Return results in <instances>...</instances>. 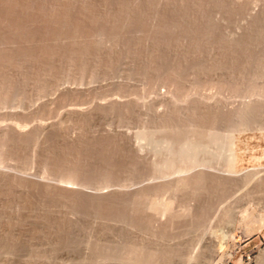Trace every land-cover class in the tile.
<instances>
[{"label":"rangeland","instance_id":"1","mask_svg":"<svg viewBox=\"0 0 264 264\" xmlns=\"http://www.w3.org/2000/svg\"><path fill=\"white\" fill-rule=\"evenodd\" d=\"M7 1V2H6ZM79 1V2H78ZM200 1V2H198ZM0 0V46L2 48H0L1 52H4L5 50L7 51V53H10L12 50L15 49V51L17 50V52L15 54H19L18 51L20 52H25L26 56L22 53L21 54V59H23L22 56H25L26 59L27 57L31 54L34 55V52L36 51L38 53V56H41L39 59L36 58V56H32L29 57L31 59H24L21 60L20 63V57L19 55H16L18 57H16V65L15 62L13 64L9 63L7 59H3L5 61H0L4 64V65H0V70H2V67H5L4 70H7L8 64L10 65V68L12 67V70H15V66L16 67H20L21 69H18V72H20L19 70H21V72L16 75L15 72H13L12 74H10L11 72H9L10 76L8 75V73L6 74V72L4 71V77L6 80H3L2 75H0V79H2L5 83V81L9 84L11 82V85L9 84L10 88H6L5 84H3V81L1 82L0 80V123H2V125L0 124V130L3 132L2 136L5 132V134H10V130H11V126L14 124L16 125L17 128H19L21 130L22 133H29L27 135L28 138L31 139V137H33V135H35V137H33L32 142L31 140L27 139L26 140V144H22L19 139L21 137V133L17 136L16 134L15 137L13 136V133H15L13 131V133H11L10 135H5L4 138H6V136L8 137V140L10 143V145H7V142L4 138L0 137V159L1 156L3 155V158H5V164L10 168L9 170H1L0 169V173L3 176L5 173V176L7 174L11 175L12 179H20L23 180V182H31L30 184L28 183V187L27 191H31L33 186H37L36 189H40V186L43 187L44 184H46V186H49L50 190H55L57 188L56 192H60L58 191L59 189H67V190H73V191H84V192H90L91 194L93 193H97V191H99L98 193H102L104 195L107 194H111V193H119V192H123V193H131V191H136L138 190H143L144 188H146L147 186H158V184H164L162 182H167L171 183L170 184V191L167 189L165 192H157L156 196L155 194L152 195L154 197H151V195L148 197L147 199V209L142 208L141 210V214H136V215H143L145 216L146 220H144L141 216L140 218H142L144 221H146V224L144 223V221H142V219L140 220L139 217L135 216V214L133 217L130 218V220L132 221V224L137 225L139 223V220L142 221V225L144 223L143 226H147V220H149V226L148 228H144V227H140L141 230H148L149 228L152 229V231L155 232V234H157L159 231V233H162V235L165 234V236H170L171 238H175L176 236H179L181 233H183L182 235H189V233L191 232H197L200 236V238H203V242L200 241V245L197 244L195 242V245H193V248H191V252L193 253V257H195L192 260L196 261V264H257L258 259L260 258L261 254H264V192H263V188H264V111L262 109H264V74L260 75V71L261 69L259 67H262L261 64L264 66V0ZM217 3H216V2ZM247 1V2H246ZM259 1V2H258ZM6 2V3H5ZM67 2V3H66ZM83 2V3H82ZM164 2V3H163ZM170 2V3H169ZM185 2V3H184ZM206 2V3H204ZM214 4H213V3ZM223 2V3H222ZM17 3V4H16ZM22 3V4H21ZM135 3V5H134ZM152 3V4H151ZM197 3V4H196ZM219 3V4H218ZM244 3V4H243ZM3 4V5H2ZM12 4V5H11ZM42 4V5H41ZM71 4V5H69ZM120 4V5H119ZM178 4V5H177ZM184 4V5H183ZM195 4V5H194ZM11 5V6H10ZM44 5V6H43ZM106 5V6H105ZM130 5L133 7H130ZM139 5V6H137ZM151 5V7H150ZM154 5V6H153ZM156 5V7H155ZM160 5V6H158ZM190 5V7H189ZM214 5V6H213ZM219 5H221L219 7ZM225 5V6H224ZM233 5V6H232ZM13 6V7H12ZM68 7L66 9V7ZM84 6V7H83ZM174 6V8H172ZM183 6V7H182ZM217 6V7H216ZM237 6V7H236ZM248 6V7H247ZM12 7V9H11ZM46 7V8H45ZM64 7V8H63ZM129 7V8H128ZM158 7V8H157ZM171 7V8H170ZM202 7V8H201ZM233 7V8H232ZM235 7V8H234ZM244 9H243V8ZM10 8V9H9ZM139 8V9H138ZM142 10H141V9ZM155 8H157L155 10ZM162 10H161V9ZM170 8V9H169ZM180 8V9H179ZM201 8V9H200ZM242 8V9H241ZM260 8V9H259ZM7 9V10H6ZM16 9V10H15ZM47 9V10H46ZM132 11H131V10ZM176 9V10H175ZM185 9H187V12L190 13H186ZM208 9V11H207ZM216 9V10H215ZM218 9V10H217ZM221 9V10H219ZM224 9V10H223ZM236 9V10H235ZM239 9V10H237ZM247 9V10H246ZM9 10V11H8ZM13 10V11H12ZM71 10V11H69ZM124 10V11H123ZM130 10V11H129ZM152 10V11H151ZM157 10H161V11H157ZM167 12H166V11ZM178 10V11H177ZM182 14H181V11ZM203 10V11H202ZM230 10V11H229ZM233 10H235L233 12ZM246 10V11H245ZM7 11V12H6ZM15 11V12H14ZM60 11V12H59ZM109 11V12H108ZM123 11V12H122ZM166 13H165V12ZM193 11V12H191ZM200 11V13H199ZM239 11V12H238ZM39 12V13H38ZM66 12V13H65ZM86 12V13H85ZM98 12V13H97ZM135 12V14H134ZM137 12V13H136ZM148 14H147V13ZM161 12H163L161 14ZM174 12V13H173ZM185 12V13H184ZM207 12V14H206ZM209 12V13H208ZM221 12V13H220ZM228 12V13H227ZM246 12V13H243ZM253 12V13H252ZM12 13V14H11ZM14 13V14H13ZM62 13V14H61ZM69 13V14H68ZM115 13V14H114ZM140 13V14H139ZM143 13V14H142ZM157 15H156V14ZM168 13V14H167ZM203 13V14H202ZM213 13V14H212ZM216 13V14H215ZM231 15H227V14ZM241 15H239V14ZM91 14V15H90ZM120 14V15H119ZM130 14V15H129ZM138 14V15H137ZM150 14V15H149ZM206 14V15H205ZM219 14V15H218ZM263 14V15H262ZM15 15V16H14ZM21 15V16H20ZM44 15V17H43ZM115 15V16H114ZM136 15V16H134ZM144 15V16H143ZM187 17H186V16ZM191 15V16H190ZM193 15V16H192ZM207 15L209 17H207ZM218 15V16H217ZM233 15V16H232ZM236 15V16H235ZM245 15V16H244ZM249 15V16H248ZM48 16V17H47ZM72 16V17H71ZM92 16V17H91ZM105 16V17H104ZM148 16V17H147ZM158 16V17H157ZM171 16V17H170ZM177 16V17H176ZM190 16V17H189ZM202 16V19H201ZM238 16V18H237ZM244 16V17H243ZM63 19H62V18ZM94 17V18H93ZM114 17V18H113ZM117 17V18H116ZM132 17V19H131ZM135 17V18H134ZM169 19H167V18ZM182 17V19H181ZM189 17V18H188ZM194 17V18H193ZM196 17V18H195ZM204 17V18H203ZM207 17V18H206ZM213 17V18H212ZM226 17V18H225ZM240 17V18H239ZM255 17V19H254ZM18 18V19H17ZM62 20H61V19ZM67 18V19H66ZM70 18V19H68ZM134 18V20H133ZM142 20H141V19ZM150 18V19H149ZM156 18V19H155ZM162 18V19H161ZM187 18V19H186ZM191 18V19H190ZM211 18V20L209 22H211L210 27H207L209 25L208 20ZM217 18V19H216ZM235 18V19H234ZM64 19H66L64 21ZM118 19V20H117ZM120 19V20H119ZM128 19V20H127ZM137 19V20H136ZM153 19V20H152ZM168 20L165 21V20ZM172 19V20H171ZM174 19V20H173ZM186 19V20H185ZM232 19V20H230ZM242 19V20H241ZM50 20V21H49ZM61 20V22H60ZM96 20V21H95ZM101 20V21H100ZM105 20V21H104ZM141 22H140V21ZM145 20V21H144ZM157 20V21H156ZM165 22H162V21ZM198 23H197V21ZM207 23H205L207 26H205L204 24L202 25V22L204 23V21ZM217 20V21H216ZM227 20V21H226ZM236 20H239L236 22ZM258 20V21H257ZM43 23H42V22ZM58 21V22H57ZM70 21V22H68ZM109 21V23H108ZM122 21V22H121ZM127 21V22H126ZM129 21V22H128ZM175 21L176 23L174 24ZM181 21V23L179 22ZM193 21V22H192ZM201 22V25H197ZM225 21V22H224ZM230 21V22H228ZM255 23H253V22ZM257 21V22H256ZM31 22V23H30ZM36 22V23H35ZM40 22V23H39ZM51 22V23H50ZM68 23L67 25H65L66 23ZM140 24H137L139 23ZM162 22V23H161ZM190 23V25L188 23ZM218 22V23H217ZM224 22V23H223ZM235 22V23H234ZM242 22V23H241ZM252 24H251V23ZM27 23V24H26ZM65 23V24H64ZM71 23V24H70ZM103 23V24H102ZM124 23V24H122ZM145 23V25H144ZM149 25H146L148 24ZM157 23V24H156ZM163 23H165L163 25ZM169 23V24H166ZM187 23V24H185ZM197 23V24H196ZM212 23L214 26H212ZM230 23V24H229ZM233 23V24H232ZM262 23V24H261ZM70 24V25H69ZM111 24V25H108ZM122 24V25H121ZM161 24L163 26H161ZM177 24V25H176ZM180 24V25H179ZM183 24V25H182ZM185 24V26H184ZM219 24V25H218ZM221 24V25H220ZM261 24V25H260ZM10 25V26H9ZM24 25V26H23ZM28 25V26H27ZM49 25V26H47ZM53 25V26H52ZM133 25V26H132ZM144 25V26H143ZM173 25V26H172ZM193 25V26H192ZM218 25V26H217ZM240 25V26H239ZM257 25V26H255ZM44 26V27H42ZM62 26V29H61ZM65 26V27H64ZM66 26H71V27H66ZM108 26V27H107ZM129 26V27H128ZM136 26V27H135ZM153 28H152V27ZM155 26V27H154ZM158 26V27H157ZM168 28H167V27ZM181 26V27H180ZM182 26H184V28L182 29ZM203 26V27H202ZM206 28H205V27ZM261 26V27H260ZM19 27V28H18ZM21 27V28H20ZM23 27V28H22ZM56 27V29H55ZM131 27V28H130ZM164 27V28H163ZM166 27V28H165ZM172 27V28H171ZM198 27V29H196ZM200 27V28H199ZM202 27V28H201ZM249 27V28H248ZM8 28V29H7ZM31 28L29 31L28 29ZM39 28V29H38ZM44 28V29H43ZM51 28V29H50ZM64 28V30H63ZM74 28V29H73ZM159 28V29H158ZM161 28V30H160ZM203 28L206 29V32ZM208 28V29H207ZM211 28H214L212 31L210 30ZM17 29V30H16ZM33 29H34V33L37 32V34L33 33ZM36 29V30H35ZM49 29V30H48ZM85 29V30H84ZM103 29V30H102ZM116 31H115V30ZM119 29V30H118ZM127 29V30H126ZM144 29V30H143ZM157 29V30H156ZM171 29V30H170ZM231 29V31H230ZM247 29V30H246ZM256 29V31H255ZM263 29V30H262ZM70 32H68V31ZM106 30V31H105ZM156 30V31H155ZM162 30H164L162 32ZM167 30V32L165 31ZM170 30V31H169ZM174 30V31H173ZM181 32H180V31ZM187 30V31H186ZM191 30V33H189ZM196 30V31H195ZM201 30V32H200ZM216 30V31H215ZM218 30V31H217ZM244 30V31H243ZM250 30V31H248ZM27 31V32H26ZM36 31V32H35ZM44 31V32H43ZM49 31V32H48ZM55 31V32H54ZM57 31V32H56ZM63 31V32H62ZM73 31V32H72ZM84 31V33H83ZM111 31V32H110ZM114 31L116 33H114ZM158 31V32H157ZM200 32V33H197ZM205 31V32H204ZM32 32V33H30ZM41 32V33H40ZM56 34L53 35V33ZM72 32V33H71ZM86 32V34H85ZM120 32V33H119ZM130 32V33H129ZM136 32V33H135ZM140 32V33H139ZM172 32V33H171ZM175 32V33H174ZM177 32V33H176ZM193 32V33H192ZM210 34H207L209 33ZM211 32H213L214 34H212ZM218 34H217V33ZM240 32V33H239ZM256 32V34H255ZM45 33V35L43 34ZM59 33V34H58ZM67 33V34H65ZM89 33V34H87ZM103 33V34H102ZM166 33V34H165ZM182 35H181V34ZM224 33V34H223ZM239 33V34H238ZM252 33V34H251ZM259 33V34H258ZM29 34L31 36H29ZM40 34L41 37L39 36L40 39H44L40 40L39 38L35 37V35ZM71 34V35H69ZM102 34V35H101ZM159 34V35H158ZM165 34V36H163ZM169 34L170 38H169ZM191 34V35H189ZM195 34V35H194ZM204 34V35H202ZM223 34V35H222ZM238 34L239 36L235 35ZM242 34V35H241ZM244 34V35H243ZM248 34V35H245ZM44 35V36H43ZM113 35V36H111ZM118 35V36H117ZM151 35V37L149 36ZM161 35V36H160ZM173 35V36H172ZM176 35V36H175ZM193 35V37H192ZM207 35V36H206ZM228 35V36H227ZM254 35V36H253ZM261 35V36H260ZM2 36V37H1ZM11 36V37H10ZM34 36V40L31 39ZM43 36V38H42ZM49 36V37H48ZM57 38V40H59V45L57 44H53L55 47L52 46V42L56 43L57 40L55 37ZM93 36V37H92ZM110 38H109V37ZM137 36V37H136ZM143 36V37H142ZM147 36V37H146ZM178 36V37H177ZM198 36V38H197ZM227 36V37H226ZM232 36V37H230ZM253 36V38H252ZM14 37V38H13ZM88 37V38H87ZM90 37V38H89ZM130 37V38H129ZM153 37V39H152ZM175 37H177L176 39H174ZM196 37V38H195ZM201 37V38H200ZM204 37V38H202ZM213 37V38H212ZM216 37V38H214ZM220 37V39H219ZM238 37V38H237ZM241 37V38H240ZM245 37V39H244ZM13 38V39H12ZM50 38V39H49ZM53 38V40H52ZM87 40H86V39ZM93 38V39H92ZM112 38V39H111ZM124 38V39H123ZM129 38V39H128ZM169 38V40H168ZM181 38V40H180ZM187 38V39H186ZM200 38V39H199ZM225 38V39H224ZM229 38V39H228ZM231 38V39H230ZM243 38V39H242ZM5 39V40H2ZM7 39V40H6ZM9 39V40H8ZM19 40V43L17 40ZM128 39V40H127ZM171 39V40H170ZM201 39L203 41H201ZM210 39V40H209ZM214 39V40H213ZM217 39V40H216ZM251 39V40H249ZM262 39V40H261ZM12 40V42H10ZM24 40V41H23ZM51 43H50V41ZM62 43H60L61 41ZM66 40V41H64ZM100 40V41H99ZM110 40V41H109ZM115 40V41H114ZM119 40V41H118ZM155 40V41H154ZM175 44H174V42ZM179 40V41H178ZM195 40V41H194ZM218 45L217 44V42ZM229 40V41H228ZM240 40V41H239ZM244 40V41H243ZM246 40V41H245ZM254 40V41H252ZM6 41V43H5ZM22 43H21V42ZM33 41V42H31ZM39 44H38V42ZM42 44H46L44 46H42ZM46 41V42H45ZM72 41V42H71ZM80 41V42H79ZM83 41V42H82ZM135 41V42H134ZM150 41V42H148ZM158 41V42H156ZM177 41V43H176ZM181 41V42H180ZM202 43H201V42ZM207 41V42H206ZM210 41V42H209ZM213 41V42H212ZM215 41V42H214ZM226 41V42H225ZM231 41V42H230ZM237 41V43L235 42ZM243 41V42H241ZM252 41V42H251ZM15 42V43H14ZM17 42V43H16ZM28 42V43H27ZM71 42V43H70ZM77 42V43H76ZM101 42V43H100ZM105 42V43H104ZM133 42V43H132ZM141 42V43H140ZM147 42V43H146ZM163 42V43H162ZM179 42V43H178ZM207 44H206V43ZM223 42V43H222ZM241 45H240V43ZM245 42V43H244ZM247 42V43H246ZM250 42V44H249ZM8 43V44H7ZM27 43V45H25ZM30 43V44H29ZM33 43V44H32ZM38 44L39 48L41 49L42 47V51L37 50L38 46H35ZM50 43V44H49ZM75 45H74V44ZM92 43V44H91ZM128 43V44H127ZM146 43V44H145ZM156 43V44H155ZM198 43V44H197ZM216 43V44H215ZM226 43L228 45H226ZM245 45H244V44ZM254 43V44H252ZM259 45H257V44ZM12 44V46H11ZM14 44V45H13ZM23 46V48H19V46ZM41 44V45H40ZM48 44V46H47ZM64 44V45H63ZM70 45L69 47L67 46ZM88 44V45H87ZM102 44V45H100ZM107 46H106V45ZM124 44V45H123ZM138 44V45H137ZM140 44V45H139ZM155 44V45H154ZM162 44V46H161ZM169 44V45H168ZM192 44V46H191ZM215 44V45H214ZM231 44V45H230ZM236 44V45H235ZM18 45V46H17ZM32 45L33 48H30V46ZM63 45V46H61ZM74 45V46H73ZM86 45V46H85ZM126 45V46H125ZM134 45V46H133ZM151 45V46H150ZM159 45V46H158ZM183 48H182V46ZM195 45V46H194ZM200 47H199V46ZM211 47H209V46ZM224 45V47H223ZM238 45V46H237ZM255 45H257L258 47H256ZM6 46V47H5ZM7 46H9V48H7ZM13 46H17V47H13ZM21 46V47H22ZM35 46V48H34ZM50 47V49H48V47ZM60 46V47H59ZM66 46V47H65ZM77 46V47H76ZM84 48H83V47ZM119 46V47H118ZM131 46V47H129ZM172 46V47H171ZM181 46V47H180ZM197 46L199 48H197ZM212 46L214 48H212ZM253 46V47H252ZM255 46V47H254ZM4 47V48H3ZM25 47V48H24ZM26 47H28L29 49H32L33 53L28 52V50ZM44 47V48H43ZM62 47H64V50L62 49ZM71 47V48H70ZM88 47V48H85ZM125 47V48H124ZM141 47V48H140ZM153 47H155L153 49ZM168 47V48H167ZM171 47V48H170ZM180 47V48H179ZM187 47V48H186ZM216 47V48H215ZM238 47V48H237ZM244 47V48H243ZM8 50H7V49ZM14 48V49H12ZM46 48H47V54H46ZM61 50H60V49ZM116 48V49H115ZM129 48V49H126ZM138 48V49H136ZM159 48V49H158ZM165 48V49H164ZM167 48V49H166ZM175 48V49H174ZM179 48V49H178ZM191 48V49H189ZM204 48V50H203ZM207 48V49H206ZM220 48V49H218ZM222 48V49H221ZM228 50H227V49ZM236 48V50L234 49ZM261 48V49H260ZM2 49H4L2 51ZM11 49V50H9ZM19 49V50H18ZM21 49V50H20ZM23 49V50H22ZM34 49V51H33ZM56 51V54H58L57 51H61L62 53L65 51V54H61V56L59 57L60 54H58L57 56L61 59L64 58L62 60H60L57 56H54L53 60H55V58H58L59 60H55L54 61V65L56 66H51L53 63V60L51 59V56H53L54 52L52 51ZM59 49V50H57ZM142 49V50H141ZM174 49V50H173ZM198 49V50H197ZM216 49V50H215ZM232 49V50H231ZM242 49V50H241ZM245 49V50H243ZM258 49V50H257ZM44 50V51H43ZM63 50V51H62ZM71 50V51H70ZM88 50V51H87ZM137 50V52H136ZM158 50V51H157ZM185 50V51H184ZM223 50V52H222ZM227 52L229 53H226ZM231 50V51H230ZM249 50V51H248ZM5 51V53H6ZM27 51V52H26ZM70 51V53H69ZM126 51V52H125ZM174 51V52H173ZM183 53L181 54L180 53ZM184 51V52H183ZM187 51L192 52V53H188ZM200 51V52H199ZM202 51V53H201ZM205 51V52H204ZM235 51V52H233ZM238 51V52H237ZM248 51V53L246 52ZM263 51V52H261ZM42 52V53H41ZM129 52V53H128ZM151 52V53H150ZM153 52V53H152ZM197 52V53H196ZM214 52V53H213ZM217 52V53H216ZM253 52V53H251ZM12 53V52H11ZM29 53V55H28ZM35 53V54H37ZM87 53V54H86ZM121 53V54H120ZM148 53V54H147ZM159 53V54H158ZM210 55H209V54ZM223 53V54H222ZM232 53V54H231ZM235 53V54H234ZM245 54L244 56L242 54ZM14 54V52H13ZM44 54V55H43ZM52 54V55H51ZM70 54V56H69ZM75 54V55H73ZM127 54H129L127 56ZM131 54V55H130ZM156 56H155V55ZM164 56H163V55ZM168 54V55H167ZM176 56H175V55ZM189 54V55H186ZM195 54V56H194ZM197 54V55H196ZM202 54V55H201ZM214 54V55H212ZM252 54V55H251ZM28 55V56H27ZM64 57H63V56ZM66 55V56H65ZM72 55V56H71ZM77 55V56H76ZM96 55V56H95ZM103 55V56H102ZM114 55V56H113ZM116 55V56H115ZM154 55V56H152ZM163 57H162V56ZM167 55V56H166ZM184 55V56H183ZM192 55V56H191ZM218 55V56H217ZM224 55V56H223ZM226 55V56H225ZM255 55V56H254ZM45 56L50 57V59L45 58ZM69 56V57H68ZM110 56V57H109ZM118 56V57H117ZM131 56V57H130ZM151 56V58H150ZM158 56V57H157ZM162 61H161V58ZM189 56V58H188ZM200 56V57H199ZM208 56V57H207ZM212 56V57H211ZM217 56V57H216ZM222 56V57H220ZM243 56V57H242ZM66 57V58H65ZM72 60H69L71 59ZM74 57V58H73ZM129 57V58H128ZM166 57V58H165ZM170 57V58H169ZM187 57V58H185ZM193 59H192V58ZM196 57V58H195ZM203 57V58H202ZM205 57V58H204ZM224 57V58H223ZM228 60H226L227 58ZM250 57V58H249ZM261 57V59H259ZM37 59V61L34 60ZM112 58V59H111ZM160 58V59H159ZM175 58V60H174ZM211 58L213 60H211ZM226 58V59H225ZM78 59V60H77ZM146 61H145V60ZM188 59V61H187ZM196 59V60H195ZM206 59V60H205ZM223 59V60H222ZM236 59V60H235ZM239 59V61H238ZM247 61H246V60ZM254 59V60H253ZM259 59V60H256ZM40 60V61H39ZM69 62H68V61ZM75 60V61H74ZM81 60V61H80ZM102 60V61H101ZM119 60V61H118ZM134 60V62H133ZM151 60V61H150ZM170 60V61H169ZM182 60V61H180ZM199 60V61H198ZM206 62H205V61ZM212 63H211V61ZM218 60V62H217ZM252 60V61H251ZM114 61V62H113ZM128 61V62H125ZM149 61V62H148ZM154 61V62H153ZM173 61H177L176 63ZM184 61V62H183ZM187 61V62H186ZM194 61V64L192 63ZM201 61H202V65H201ZM204 61V62H203ZM210 61V62H209ZM222 61V62H221ZM237 61V62H236ZM244 61V62H243ZM35 62V64H34ZM43 64H42V63ZM45 62V63H44ZM70 62H74L73 64H71ZM76 62V64H75ZM90 62V63H89ZM98 62V63H97ZM116 62V63H115ZM131 62V63H130ZM139 62V63H138ZM186 62V63H185ZM217 62V63H215ZM232 62V64H231ZM243 62V63H242ZM250 62V63H249ZM262 62V63H261ZM7 63V65H6ZM25 63V67L22 68L21 65ZM58 64V66L56 64ZM66 63H70L71 65H74V69H75V65L80 66V67H76V71L79 72L78 74H80V78L78 77V79H76V81L74 79H72L70 76H68L69 78L65 77V80H69L72 82H76L73 83L74 85L72 86H67L69 85L70 81H66L63 79V74H66V71H63V69H67L68 64ZM125 63V64H124ZM133 63V64H132ZM165 63V64H163ZM174 65H173V64ZM188 63V64H187ZM200 63V64H199ZM206 63V64H203ZM228 63V64H227ZM255 63V64H254ZM28 64V65H27ZM38 64V65H37ZM41 64V65H40ZM47 64V68L43 67L41 68L42 65L46 66ZM48 64L50 67H48ZM156 64V65H155ZM162 64V65H161ZM172 64V67H171ZM180 64V65H179ZM188 66H186V65ZM214 66H213V65ZM219 64V66H218ZM240 64V65H238ZM6 65V66H5ZM60 65V66H59ZM62 65V66H61ZM66 65V66H65ZM113 65V66H112ZM118 65V66H117ZM185 65V66H184ZM193 65H194V69H193ZM200 66L197 68V66ZM14 66V67H13ZM32 66V67H31ZM37 68H36V67ZM39 66V67H38ZM64 66V67H63ZM106 66V69H105ZM157 66V67H156ZM166 66V67H165ZM192 66V67H191ZM196 66V67H195ZM203 66V67H202ZM223 66V67H222ZM229 66V67H228ZM56 69H55V68ZM113 67V68H112ZM125 67V68H123ZM168 67V68H167ZM177 67V68H176ZM179 67V68H178ZM183 67V68H182ZM190 70H188V68ZM216 67V68H213ZM222 67V69H221ZM250 67V68H249ZM15 68V69H14ZM25 68V71H23ZM32 68H34L32 70ZM51 68L53 69L51 72L49 70H51ZM118 68V69H117ZM137 68V69H136ZM149 68V69H148ZM157 68V69H156ZM167 68V69H166ZM171 70H170V69ZM185 68V69H184ZM220 70H219V69ZM224 68V69H223ZM229 70H228V69ZM231 68V69H230ZM254 68V69H253ZM23 69V70H22ZM28 69V71H27ZM41 69V72H40ZM48 69V70H47ZM55 71L57 72H54ZM59 69V71H58ZM95 69V70H94ZM97 69V70H96ZM99 69V70H98ZM110 69V73L107 72ZM117 70L115 72V70ZM122 69V70H121ZM124 69V70H123ZM156 69V70H154ZM169 69V70H168ZM173 69H176V73L177 71L179 72L178 69H182L179 74H175L172 73L174 72ZM204 69V70H203ZM209 69V71L207 70ZM214 69V70H213ZM246 69V70H245ZM256 69V73L258 76H256V73L254 72V70ZM106 72H105V71ZM133 70V71H132ZM141 70V71H140ZM148 70V72H147ZM150 70L151 73H150ZM154 70V71H153ZM168 70V72L172 71L171 73V78L167 79L169 76L168 73L166 71ZM186 70V71H185ZM197 70H199L197 72ZM218 70L220 72H218ZM222 70V71H221ZM226 70V71H225ZM232 70V71H231ZM249 70L252 71L249 72ZM259 70V73H258ZM264 70V67L263 69ZM9 71V70H7ZM16 71V70H15ZM33 71V72H32ZM49 71V72H48ZM63 71V72H61ZM69 71V70H68ZM67 71V72H68ZM75 71V72H76ZM103 71V72H102ZM124 72L126 71L127 74L126 76H123L125 78L122 79V73L119 74V72ZM185 71V72H184ZM190 71V73H189ZM195 71V73H194ZM212 71V72H211ZM224 71V72H223ZM244 71V72H242ZM251 76L250 78L249 75ZM3 72V70H2ZM0 71V73H2ZM17 72V71H16ZM17 72V73H18ZM27 72V73H26ZM40 72V74H39ZM48 72V73H47ZM60 72V73H59ZM76 72V73H77ZM92 74H91V73ZM102 72V73H101ZM153 72V73H152ZM158 72V73H157ZM166 72V73H165ZM201 72V73H200ZM209 72V73H208ZM211 72V74H210ZM216 72V73H215ZM226 72H228L226 74ZM235 72V73H233ZM241 72V73H240ZM246 72V74L244 75V73ZM264 73V71H261ZM25 73V74H24ZM33 75H31V74ZM38 73L39 75L37 76ZM52 73V75H51ZM55 73L57 75L62 74L60 76L55 77ZM59 73V74H58ZM97 73V74H96ZM105 73H109V74H105ZM117 73V76H116ZM146 73H150V75H147ZM156 73V74H155ZM185 73V75H184ZM204 73V74H203ZM208 73V74H207ZM214 73L216 75H214ZM254 73V74H253ZM23 74L25 77H23ZM50 74V75H48ZM54 74V75H53ZM94 74V75H93ZM130 74V76H129ZM140 74V75H139ZM146 74V75H145ZM181 74V76H180ZM191 74V75H190ZM202 74V75H201ZM233 74V75H232ZM235 74V75H234ZM239 74V75H238ZM241 74V75H240ZM252 74L254 76H252ZM8 76L7 79L5 76ZM15 75V76H14ZM42 75V76H41ZM77 75V74H76ZM103 77H102V76ZM104 75L106 77H104ZM109 75V76H108ZM136 75V76H135ZM138 75V76H137ZM165 75V76H164ZM177 75V76H176ZM187 75V76H186ZM204 75V76H203ZM221 75V76H220ZM244 75V76H243ZM17 76V77H16ZM40 76L42 77V79L40 80ZM51 76V77H50ZM53 76V77H52ZM61 78V82H59L60 77ZM86 76V77H85ZM99 76V77H98ZM114 76V78H113ZM120 76V77H119ZM129 76V78L127 77ZM150 76V77H149ZM162 76V77H161ZM192 76V77H191ZM194 76V77H193ZM233 76V77H231ZM16 77V78H15ZM22 77V80L19 79ZM29 77V78H28ZM39 77V78H38ZM49 77V79H48ZM59 77V79H58ZM112 77V78H111ZM126 77L128 78L127 81ZM137 79V77L139 79H137L139 82L136 83H132L131 81H133L134 78ZM149 77V78H148ZM158 77V78H157ZM176 77V78H175ZM184 82H183V78ZM186 77H188V79H186ZM197 77V78H196ZM224 77V78H223ZM226 77V79H225ZM228 77V78H227ZM240 77V78H239ZM253 77V78H252ZM83 80H82V79ZM98 78V79H97ZM109 78V79H107ZM116 78V79H115ZM148 78V79H147ZM162 78V79H161ZM169 81L170 79L173 78L174 83L175 81L179 82L177 84L172 83V80H170V83L168 84V82L165 81ZM199 78V79H198ZM215 78V79H214ZM231 78V79H230ZM248 78V79H247ZM252 78V79H251ZM23 79H25L26 83L30 82L32 84V89L37 88V86L40 88V86L42 85L43 81V85H47L45 84L46 82L48 84H52V85H57V81H58V88L61 86V83L63 84V87L59 90H54L56 91L55 93L58 94L56 95L53 90L49 92L51 94H53L54 96H50L49 99H51L52 101L56 99V101H52L50 102L48 98L47 101L46 99L44 100L43 98H35L36 96H34L33 99V95L29 96V92H32L31 90L26 89L25 87L28 86H23L26 83L23 82ZM33 79V80H32ZM38 79V80H37ZM50 79H52L50 81ZM62 79L64 80V82L62 81ZM88 79V80H87ZM91 79V80H90ZM115 79V80H114ZM119 79V80H118ZM125 79V80H124ZM134 79V80H135ZM150 79V80H149ZM177 79V80H176ZM195 79V80H194ZM201 79V81H200ZM207 79V80H206ZM224 79V80H223ZM260 79V80H259ZM14 80V81H13ZM30 80V81H28ZM54 80V81H53ZM80 80V81H79ZM113 80V81H112ZM182 80V81H181ZM206 80V81H205ZM239 80V81H237ZM46 81V82H45ZM91 81V82H90ZM102 83H101V82ZM111 81V82H110ZM116 81V83H115ZM123 81V82H122ZM130 81V82H129ZM165 81V83L163 82ZM233 81V82H231ZM241 81V82H240ZM244 81V82H243ZM247 81V82H246ZM251 81V82H250ZM259 83H258V82ZM23 82V84H22ZM50 82V83H49ZM90 82V83H89ZM114 82V83H113ZM118 82V83H117ZM127 82V83H125ZM181 82V83H180ZM187 82V83H186ZM190 82V83H188ZM193 82H195L196 84H194ZM229 82V83H228ZM262 82V83H260ZM40 83V84H39ZM65 83L67 84L66 86ZM129 83V84H128ZM132 83V84H130ZM159 83V84H158ZM164 83V84H163ZM173 85H172V84ZM192 83V84H191ZM210 83V84H209ZM216 83V84H215ZM252 85L250 86L249 85ZM60 84V85H59ZM84 84V85H83ZM87 84V85H86ZM91 84V85H90ZM107 84V85H106ZM121 84V86H120ZM135 84V85H134ZM141 84V85H140ZM171 84V86H170ZM257 84V85H256ZM5 85V86H4ZM14 85V86H13ZM18 85V86H16ZM20 85V86H19ZM40 85V86H39ZM42 85V86H43ZM90 85V86H88ZM99 85H103V86H99ZM175 85V86H174ZM177 85V86H176ZM182 87H181V86ZM255 85V86H254ZM259 85V86H258ZM262 85V86H261ZM41 86V87H42ZM87 86V87H86ZM99 86V87H98ZM138 86V87H137ZM186 86V87H185ZM205 86V87H204ZM223 86V87H222ZM13 87V88H12ZM21 87V88H20ZM23 87V88H22ZM34 87V88H33ZM80 90L78 91L77 89ZM85 87V88H84ZM95 87V89H94ZM101 87V88H100ZM109 87V88H107ZM127 87V88H126ZM173 87V88H171ZM179 87V88H178ZM185 87V88H184ZM238 87V88H237ZM251 87V89H250ZM70 88V89H69ZM72 88V89H71ZM76 90L74 91L73 90ZM77 88V89H76ZM81 88L83 90H81ZM156 88V89H155ZM178 88V89H177ZM182 88V89H181ZM191 88V89H190ZM249 88V89H248ZM258 88L260 89V91L258 90ZM4 89V92H3ZM8 92H7V90ZM15 89V90H14ZM19 91H17V90ZM23 91H22V90ZM26 89V90H25ZM69 89V90H68ZM88 91H87V90ZM133 89V90H132ZM159 89V90H158ZM173 89V90H172ZM183 91V94L178 95V93L176 91ZM230 89V91H229ZM239 91H238V90ZM9 90L11 91V93H9ZM38 90V88L36 89ZM34 90V91H36ZM85 90V91H84ZM155 90V91H154ZM191 90V91H189ZM237 90V92L235 91ZM12 91L13 94H12ZM22 91V92H21ZM26 91V92H25ZM40 91H43L42 88H40ZM59 91V92H58ZM63 91V92H62ZM66 91L69 92L66 94ZM81 91V94H80ZM84 91V93H83ZM96 91V92H95ZM235 91V92H234ZM257 91V92H256ZM3 92V94H1ZM9 94H7V93ZM19 94H18V93ZM71 92V93H70ZM78 92V94H77ZM125 92V93H124ZM130 92V93H129ZM155 92V93H154ZM160 92V93H158ZM262 92V93H261ZM16 93V94H15ZM23 93V94H22ZM61 95H60V94ZM65 93V94H64ZM76 93V94H75ZM106 95H104V94ZM171 93V94H170ZM176 93V94H175ZM182 93V92H181ZM189 93V94H188ZM256 93V94H255ZM12 94V95H11ZM14 94L16 96H14ZM18 94V95H17ZM31 94V93H30ZM37 94V93H36ZM35 94V95H36ZM73 94V95H71ZM88 94V95H86ZM160 94V96H159ZM180 94V93H179ZM197 94V95H196ZM254 94V95H253ZM8 95H10V97L16 99V97L20 98V102L19 98H17L16 101L17 105H15V101L11 102L12 99L9 98L8 99ZM23 95L25 96V98L23 97ZM63 95V96H62ZM69 95V97H68ZM71 95V96H70ZM95 95V96H94ZM158 95V96H157ZM262 95V96H261ZM6 99H5V97ZM8 96V97H7ZM14 96V97H13ZM58 96V97H57ZM62 96V97H61ZM82 96V97H81ZM130 96V97H129ZM147 96V97H145ZM177 96V97H176ZM199 96V97H198ZM260 96V97H257ZM21 97L23 99H25L26 102H22L21 101L23 99H21ZM27 97V99H26ZM33 100H30V98ZM38 97V96H37ZM65 97V98H64ZM75 97V98H74ZM95 97V98H94ZM101 99H100V98ZM106 97V98H105ZM163 97V98H162ZM189 97V99H188ZM64 98V99H63ZM72 98V99H71ZM74 98V99H73ZM83 98V99H82ZM92 98V99H91ZM105 98V99H104ZM126 98V99H125ZM132 98V99H131ZM134 98V99H133ZM150 98V99H149ZM160 98V99H159ZM180 98V99H179ZM182 98V100H181ZM193 98V99H192ZM260 100H259V99ZM8 99V100H7ZM30 102H29V100ZM38 99V102H35ZM43 101H42V100ZM59 99V101L57 100ZM66 99V100H65ZM68 99V100H67ZM71 99V100H70ZM96 99V100H95ZM121 99V100H119ZM130 99V100H129ZM158 99V100H157ZM175 99V100H174ZM178 99V100H177ZM10 100V101H9ZM91 100V102H90ZM132 100V101H131ZM160 100V101H159ZM181 100V101H180ZM195 100V101H194ZM197 100V101H196ZM256 102H255V101ZM2 101V102H1ZM8 101V102H7ZM59 103H58V102ZM62 101V102H61ZM66 101V102H65ZM70 101V103H68ZM72 101V102H71ZM104 101V102H103ZM111 103H110V102ZM116 101V102H115ZM134 101V102H133ZM143 101V102H142ZM146 101V102H144ZM154 101V104L152 102ZM163 101V103H161ZM168 101V102H167ZM171 101V102H170ZM178 101V102H177ZM193 101V102H192ZM201 101V102H200ZM254 101V102H253ZM10 102V103H9ZM32 102V103H31ZM44 102V103H43ZM56 104H55V103ZM65 102V103H64ZM101 102V103H100ZM106 102V103H105ZM113 102V103H112ZM119 102V103H118ZM128 102V103H127ZM139 102V104H138ZM161 104H160V103ZM192 102V103H189ZM251 102V103H250ZM257 105L253 107H257L259 108L257 110V112H255V115L257 113V117H259L261 120L255 121L254 125L249 124L250 122V118L248 117V122L246 123V121L244 122V118L240 120H238V118L240 119V111L243 112L244 108L247 106L246 105H250L251 104ZM3 105H2V104ZM9 103V104H8ZM14 104V107H9L10 105L12 106ZM20 103V104H18ZM25 103V104H24ZM26 103H27V109L26 108ZM41 103V104H39ZM70 104L72 106H74L75 108H79L76 110L78 111V113H75V115L71 116V117H67V118H63V116L61 117V120L57 117V118H53V120L55 119V122L52 120L51 122H49L50 115H59V113L62 115V110H61V104L65 105V104ZM75 105H73V104ZM78 103V104H77ZM85 103V104H84ZM92 103V104H91ZM94 103V104H93ZM100 105V107L97 105ZM100 103V104H99ZM124 103V104H123ZM187 103V104H185ZM194 103V104H193ZM196 103L198 106H196ZM200 103H203L201 105H199ZM208 103V104H207ZM250 103V104H249ZM6 104V105H5ZM54 104V105H53ZM84 104V105H83ZM104 104V105H103ZM121 104V105H120ZM145 104V105H144ZM149 104V105H148ZM153 104V105H151ZM163 104V105H162ZM192 104V105H191ZM205 104V106H204ZM233 104V105H232ZM19 105V106H18ZM33 105V106H30ZM35 105H39L38 107ZM41 105V107H40ZM43 105V106H42ZM54 107L53 112L51 109H49L50 107ZM53 105V106H52ZM60 105V106H58ZM79 107H78V106ZM109 107H107V106ZM176 105V106H174ZM194 105V106H193ZM208 105V106H207ZM219 105V106H218ZM56 106V107H55ZM106 106V107H105ZM123 106V107H122ZM141 106V107H140ZM203 106V107H202ZM216 106V107H215ZM249 106V107H250ZM22 107H25L24 109H22ZM35 107V108H34ZM59 107V108H58ZM81 107V108H80ZM104 107V108H103ZM119 107V108H118ZM138 107V108H137ZM146 107V108H145ZM175 107V108H174ZM198 107V108H197ZM248 107V108H249ZM11 108V109H10ZM16 110H14V109ZM18 108V109H17ZM30 108V109H29ZM36 108H40L39 111ZM42 108V109H41ZM45 108V109H43ZM48 108V109H47ZM107 108V109H106ZM148 108V109H147ZM174 108V109H173ZM176 108L178 109L176 112ZM216 108V109H215ZM223 108V109H221ZM245 108V109H246ZM247 108V109H248ZM20 109H22L20 111ZM34 109V110H33ZM36 109V110H35ZM59 109V112H56ZM86 109V110H85ZM114 109V111H113ZM150 109V110H149ZM156 109V110H155ZM171 109V110H170ZM173 109V110H172ZM192 111H191V110ZM214 109V112H213ZM27 110H30L29 112ZM45 110V111H44ZM56 110V111H55ZM139 110V111H136ZM145 110H147V113ZM149 110V111H148ZM158 110V112H157ZM185 110V111H183ZM203 110V111H201ZM205 110V111H204ZM221 110V111H220ZM223 110V112H222ZM238 110V111H236ZM2 111V112H1ZM8 111V112H6ZM12 111V112H11ZM25 111V112H24ZM27 111V112H26ZM33 111V112H32ZM51 111V113H50ZM56 114H55V112ZM76 111V112H77ZM81 111V112H80ZM90 111V112H89ZM99 111V112H98ZM136 111V112H135ZM180 111V113H179ZM185 113H183V112ZM199 111V113H198ZM210 111V112H209ZM220 111V112H218ZM236 111V112H235ZM4 112V113H3ZM8 114H6V113ZM14 112V113H13ZM17 112V113H15ZM20 112V113H19ZM46 114H44V113ZM89 112V113H88ZM92 112V113H91ZM94 112V113H93ZM103 112V113H102ZM162 112V113H161ZM192 112L194 114H192ZM196 112V113H195ZM203 112V113H202ZM233 112H235V116L233 115ZM4 115H3V114ZM25 113V114H24ZM54 113V114H53ZM58 113V114H57ZM82 113V115H81ZM127 113V114H126ZM138 113H140L139 116H142L139 118ZM156 116H155V114ZM164 113V114H163ZM169 113V114H168ZM173 113V114H172ZM191 113V115H190ZM202 113V114H201ZM210 113V115H209ZM238 113V114H237ZM6 114V116H5ZM77 114V115H76ZM93 114V115H92ZM104 114V115H102ZM134 114V115H133ZM175 114V116H174ZM182 114V115H181ZM189 114V115H188ZM208 114V115H206ZM211 114H214L211 116ZM223 117V121H222V117ZM253 114V113H252ZM9 115V116H8ZM88 115V116H87ZM91 115V116H90ZM113 115V116H112ZM129 115V116H128ZM152 115V117H151ZM170 115V116H168ZM181 115L183 118H180ZM217 115V116H216ZM225 115V116H224ZM228 115V117H227ZM239 115V116H238ZM249 115V114H248ZM98 116V117H97ZM102 116V118H101ZM112 116V117H111ZM136 116V117H134ZM163 116V117H162ZM195 116V117H194ZM208 116V119L206 118ZM209 116L211 117H217L215 118V123H214V134L219 135L223 138V141L227 140V143L223 144V141L221 143L220 140H222V138H220L219 136V143L223 144L221 147V144L217 145L216 143H209V147L207 146L206 143H203L202 149L204 148V155L202 156L201 153V157L198 155L197 158L198 160L200 159H204L201 162H197L195 161V163H193V165L199 166L198 167H194L191 171L193 172V174H195V172L200 173H205L208 175H210L209 177L211 178L212 181H207V183L204 182V184H199L200 187L203 186V188H199L198 183H196L197 185H193L195 184L194 182H190L189 184H185L183 187L176 186L177 184H175V182H173V180H177V176L175 173H170L167 176L164 175L160 176V175H156L154 177H151L150 174L148 173V170L144 171V163H147L149 161H151L153 159L156 160L155 162L157 164H159L157 161L159 160L158 158H161V156H165L164 153H167L166 150V145H164L162 143V146L165 147L163 148L160 144H158V146H151L152 144L150 143V141L147 140V138H145L144 136L141 135V133L143 134V132L148 131L149 129H153L154 127H157L156 129H159L158 127H162L161 130L163 129V127L165 128L164 131L165 133H173L172 131H166V129H168V125L169 127H173L175 128V126L177 128H181L187 125V128H197L199 129L201 127L206 128V124L208 123V121L210 120ZM237 116V117H236ZM35 117V118H34ZM104 117V118H103ZM111 117V118H110ZM154 117V118H153ZM157 117V118H156ZM165 117V119H164ZM186 117V118H185ZM197 117V118H196ZM199 117V118H198ZM202 117V118H201ZM236 117V118H235ZM250 117L251 113H250ZM256 117L253 114V118ZM46 118H48L49 120H47ZM52 118V116H51ZM64 121H63V119ZM135 118V119H134ZM171 118V119H169ZM202 120H201V119ZM42 122H47V123H51L52 127L53 124L56 123V120L58 119V122L60 125V122L63 121V123L61 124V126H64V129L67 128L65 131L64 129L62 130V127L57 130L58 128H56L55 131H51V129H47L44 130L43 128L41 130V132H39L36 129V125L37 124L39 126V129L42 127L41 121ZM45 121H44V120ZM67 119V120H66ZM68 119H71L72 122ZM82 119V120H81ZM103 119V120H102ZM142 119V120H141ZM147 119V120H146ZM149 119V120H148ZM161 119V120H160ZM188 119V121H187ZM258 119V118H257ZM263 119V120H262ZM60 120V121H59ZM75 120V121H74ZM102 120V121H101ZM134 120V121H133ZM159 120V121H157ZM178 122H177V121ZM180 120V121H179ZM194 120V121H193ZM208 120V121H207ZM224 120H227L224 122ZM233 120V121H232ZM39 121V122H37ZM87 121V122H86ZM150 121V123H149ZM162 121V122H161ZM170 121V122H169ZM183 121V122H182ZM201 121V122H200ZM207 121V123H206ZM221 121V122H220ZM242 121V122H241ZM261 121V122H259ZM70 122V123H69ZM130 122V123H129ZM155 122V123H154ZM168 124H167V123ZM174 122V123H173ZM190 122V123H189ZM200 122V123H199ZM210 122V121H209ZM227 122V123H226ZM232 122L234 123V125L232 124ZM7 123L8 127H7ZM35 123V124H34ZM94 123V124H93ZM126 123V124H125ZM160 123V124H157ZM164 123V124H163ZM177 123V124H176ZM199 123V124H198ZM221 123V124H218ZM231 123V125H230ZM246 123V124H245ZM12 124V125H10ZM20 124V125H19ZM50 124V125H51ZM66 124H71L68 125V127H66ZM130 124V125H129ZM149 124V125H148ZM164 126H163V125ZM180 124V125H179ZM192 124V125H191ZM201 124V125H200ZM209 124V123H208ZM228 126H227V125ZM245 124V125H244ZM249 124V125H248ZM6 125V126H5ZM28 127H27V126ZM55 125V124H54ZM57 124L55 125L56 127L58 126ZM153 125V126H151ZM161 125V126H160ZM184 125V126H181ZM189 125V126H188ZM191 125V126H190ZM199 125V126H198ZM233 125V126H232ZM240 125V126H239ZM248 125V126H247ZM252 125V126H251ZM260 125V127L258 126ZM20 126V127H19ZM24 126V127H23ZM37 126V127H38ZM54 126V127H55ZM179 126V127H178ZM193 126V127H192ZM209 126V125H207ZM227 126V127H226ZM250 126V127H249ZM7 127V128H5ZM15 127V126H14ZM35 127V128H34ZM72 129H71V128ZM221 127V128H220ZM229 127V128H228ZM245 127V128H244ZM249 127L250 130H248L247 128ZM253 127V128H252ZM256 127V128H255ZM263 129H262V128ZM5 128V129H3ZM10 128V130L8 129ZM26 128V130H24ZM33 128V129H32ZM80 128V129H78ZM203 128V129H204ZM219 128V130H218ZM226 128V129H225ZM252 128V129H251ZM258 128V129H257ZM8 129V130H6ZM34 129H36L35 131H38L34 134ZM46 129V128H45ZM74 129V130H73ZM225 129V130H223ZM230 129V130H229ZM233 129V130H232ZM238 129V130H236ZM246 129V130H244ZM255 131H254V130ZM262 129V130H261ZM145 130V131H144ZM217 130V131H216ZM243 130V131H242ZM248 130V132H246ZM25 131V132H24ZM140 131V132H139ZM161 131V133H162ZM175 131V130H174ZM219 131V133H218ZM223 131V133H222ZM237 133H236V132ZM251 131V132H250ZM258 131V132H257ZM58 132V133H57ZM62 134L59 135L60 133ZM63 132L65 134H63ZM73 132V134H72ZM128 132V133H127ZM53 133V134H52ZM55 134V135H54ZM71 134V135H70ZM130 134V135H129ZM190 134V133H189ZM24 135V134H23ZM43 135V136H42ZM128 135V136H127ZM1 136V135H0ZM13 136V137H12ZM43 138H42V137ZM50 136V137H49ZM126 136V138H125ZM228 138H226V137ZM252 136V138H251ZM11 137V139H10ZM18 139V142L16 141V138ZM23 137V136H22ZM58 137V138H57ZM65 137V138H64ZM99 137V138H98ZM132 139H131V138ZM136 137V138H135ZM217 137V138H218ZM12 138H14L12 140ZM49 138V139H48ZM139 138V139H138ZM226 138V139H225ZM3 141H2V140ZM38 141H37V140ZM45 139V140H44ZM59 139V140H58ZM122 139V140H121ZM235 139V140H234ZM22 140V139H20ZM29 140V141H28ZM44 140V141H43ZM16 143H15V142ZM42 141V142H41ZM66 141V142H65ZM121 141V142H120ZM229 141V142H228ZM2 142V143H1ZM13 142V143H11ZM101 142H103L104 144H109L108 146V150L105 149L106 151H108V153L100 150L102 149L103 145L101 144ZM129 142V143H128ZM30 143V144H29ZM34 145H33V144ZM65 143V144H64ZM90 143V144H88ZM233 143V144H232ZM5 145V147H3V145ZM47 144V145H46ZM64 144V145H63ZM68 144V145H67ZM96 144V145H95ZM211 144V145H210ZM214 144V145H213ZM45 145V146H44ZM65 145L67 147H65ZM88 148H86V146ZM90 145V146H89ZM100 145V146H99ZM102 145V146H101ZM134 145V146H133ZM206 145L208 148H206ZM216 145V148H215ZM220 145V146H218ZM228 145V148H227ZM40 146V148H39ZM58 146V147H57ZM71 146V147H70ZM85 146V147H84ZM97 146V147H96ZM129 146V147H128ZM136 146V147H135ZM224 146V147H223ZM9 147V148H8ZM26 147V148H25ZM33 147V148H32ZM91 147V148H90ZM95 147V148H94ZM100 147V148H99ZM135 147V148H134ZM161 148V149H165L160 150L157 148ZM214 147V148H213ZM219 147V148H218ZM63 148V149H62ZM66 150H65V149ZM69 150H68V149ZM71 148V149H70ZM112 150H111V149ZM117 148V149H116ZM226 148V150H225ZM234 148V149H233ZM247 148V149H246ZM5 149V150H4ZM9 149V150H7ZM31 149V150H30ZM61 149V150H60ZM73 149V150H72ZM84 149V150H83ZM127 149V150H126ZM208 149V150H207ZM210 149V150H209ZM7 150V151H6ZM11 150V151H10ZM16 150V151H15ZM26 150V151H25ZM37 150V151H36ZM72 150V151H70ZM79 150V151H78ZM93 150V151H92ZM111 150V151H110ZM116 150V151H115ZM136 150V151H135ZM156 150V151H155ZM160 150L161 154L158 153ZM217 150V151H216ZM222 150V151H221ZM14 151V152H13ZM30 153H29V152ZM46 151V152H45ZM58 151V152H57ZM75 151V152H73ZM88 151V152H87ZM102 151V152H101ZM110 151V152H109ZM114 151V152H113ZM170 151V150H169ZM172 151V150H171ZM208 153H207V152ZM215 151V153H214ZM260 151V152H259ZM9 152V153H8ZM35 152V153H34ZM57 152V153H56ZM61 152H65L64 154ZM72 152L74 154H72ZM82 152V153H81ZM213 152L214 156H213ZM219 152V153H218ZM224 152V153H223ZM234 152V153H233ZM6 155H5V154ZM49 153V154H48ZM78 155H77V154ZM123 153H125L123 155ZM127 153V154H126ZM133 153V154H132ZM154 153V154H153ZM206 153H207V157H206ZM22 154V155H21ZM70 154V155H69ZM87 154V155H86ZM104 154V155H103ZM209 154V155H208ZM220 154V155H218ZM230 154H232V157ZM19 155V156H18ZM31 155V156H30ZM45 155V156H44ZM47 155V156H46ZM64 155V156H63ZM69 155V156H68ZM73 155V157H72ZM98 155V156H97ZM123 155V156H122ZM126 155L128 157H126ZM156 155V156H155ZM160 155V157H159ZM217 155V156H216ZM223 155V156H222ZM230 155V156H229ZM18 156V157H17ZM25 156V157H23ZM43 156V157H41ZM79 156V157H78ZM104 156V157H103ZM107 156V157H106ZM134 156L137 157V160L134 161L135 163L132 162V160L134 159ZM141 156V157H140ZM155 156V157H154ZM158 156V157H157ZM229 156V157H228ZM241 156V159H240ZM31 159H30V158ZM65 157V158H64ZM77 157V158H76ZM88 159H87V158ZM97 157V158H96ZM99 157V158H98ZM103 157V159H102ZM121 157V158H120ZM123 157V158H122ZM147 157V158H146ZM148 157H149V161H148ZM165 157H168V155L166 154ZM203 157V158H202ZM232 158L231 162L229 163H225L224 160H226V158ZM54 158V159H53ZM67 158V159H66ZM101 158V159H100ZM131 158V159H129ZM146 158V159H145ZM200 158V159H199ZM205 158H207L205 160ZM213 158V159H212ZM224 158V159H223ZM14 159V160H13ZM40 159V160H38ZM66 163H65V160ZM75 159V160H74ZM77 159V160H76ZM104 159L105 160L104 162ZM125 159H127L125 161ZM151 159V160H150ZM211 159V160H210ZM223 161H221V160ZM234 159V160H233ZM19 160V161H18ZM48 160V161H47ZM55 160V161H54ZM58 160V161H56ZM68 160V161H67ZM70 160V161H69ZM86 160V161H85ZM93 160V161H92ZM129 160V165L131 166H142L139 167L141 169H143L142 172L139 168L137 170V174L135 172L136 175L139 176H134L133 173L128 176L127 178H123V175H120V173L123 171V167L125 166V171H127L126 173H130L129 170H127L130 166H128L127 161ZM131 160V161H130ZM209 160V161H207ZM217 160V161H216ZM243 160V161H242ZM2 161V159L0 160ZM4 161V160H3ZM25 161V162H24ZM30 161V163H29ZM45 161V162H44ZM61 161V162H60ZM73 161V162H72ZM77 161V162H76ZM100 161V162H99ZM102 161V162H101ZM112 161V162H111ZM125 161V162H124ZM144 161V162H143ZM146 161V162H145ZM206 162L207 164V168L205 167L206 164L203 162ZM219 161V162H218ZM235 161V162H234ZM254 161V162H253ZM8 162V163H7ZM51 164H50V163ZM69 162V163H67ZM72 162V163H71ZM77 164V166H81V168H87V171L89 172V174H91V172H96V174L99 172L103 174V172H107L108 169H106L105 166H109L110 168H114V170L118 171V173H116L117 175L116 178L113 177L111 178L110 175L108 173H104V176H106V174L109 175V180H108V175L107 179H104L103 176L100 178V176L102 174H98L99 177L95 178L97 175L95 173L92 172V176L95 174V177L93 176L92 178H94V182L86 184L87 182L84 183L83 179H82V175L80 173L77 172H81V171H76L80 168H75L74 165ZM152 162V163H155ZM211 162V163H210ZM233 162V163H232ZM17 163V165H16ZM27 163V164H26ZM50 165H49V164ZM56 163V165H55ZM74 163V164H73ZM151 163V162H149ZM148 163V164H149ZM197 163V164H196ZM202 163L204 164L203 166L205 168H202ZM12 164V165H11ZM22 164V166H20ZM61 164V165H60ZM73 164V165H72ZM135 164V165H134ZM139 164V165H138ZM211 164V165H208ZM221 164V165H220ZM224 164V165H222ZM231 165L232 169H227L225 165ZM63 165V166H62ZM84 165H86L85 167H83ZM97 165V166H96ZM192 165V164H191ZM215 165V166H214ZM69 166V167H68ZM76 166V167H77ZM95 169L97 167H105L103 169H105V171L102 169H96L94 171V167ZM120 166V167H119ZM122 166V168H121ZM234 166V167H233ZM257 166V167H256ZM18 167H23V168H18ZM44 167L43 172H41L42 170H40L41 168ZM49 167V168H48ZM71 167V168H70ZM242 167V168H241ZM53 168V169H52ZM64 168V169H63ZM69 168V169H68ZM73 168V169H72ZM75 168V169H74ZM118 168H121V170H119ZM222 168H225L222 169ZM241 168V169H240ZM247 168L248 171H250V173H253V177H252V182H250L248 185L246 184H241V183H237L236 185V181H232V183L228 180L229 178H234L237 177V175L234 176V174H236L238 171H241L242 169ZM56 171H55V170ZM93 169V170H92ZM199 169V170H198ZM222 169V170H221ZM234 169V170H233ZM240 169V170H239ZM12 170V171H11ZM20 170V171H19ZM38 170V171H37ZM263 172H262V171ZM3 171V172H1ZM55 171V172H54ZM62 171V172H61ZM68 171V172H67ZM70 171V173H69ZM76 171V172H75ZM86 171V170H85ZM101 171V172H100ZM120 171V172H119ZM234 171V173H233ZM8 172V173H7ZM37 172V173H36ZM45 172V173H44ZM139 172H141L140 174H138ZM256 172V173H255ZM34 173V174H33ZM54 173V174H53ZM62 173H66V175L62 174ZM73 173V174H72ZM77 173V174H76ZM126 173H122V174H126ZM147 173V174H146ZM188 173V175H185V177L187 176H193V174ZM214 173V174H213ZM239 173V172H238ZM62 174V175H61ZM67 174H70L67 176ZM76 174V175H75ZM142 174V175H141ZM174 174V175H172ZM262 174V176H261ZM0 175V176H1ZM8 175V176H9ZM37 175V176H36ZM41 175V176H40ZM43 175V176H42ZM47 175V176H45ZM64 175V176H63ZM73 176V178L71 179V177ZM79 175V176H78ZM90 175V176H91ZM128 175V174H127ZM133 175V176H132ZM170 175V176H169ZM7 176V178H8ZM15 176V177H14ZM69 177L68 180H63L64 178ZM78 176V177H77ZM120 176V177H119ZM132 176V177H131ZM146 176V177H145ZM160 176V177H159ZM173 176V178H172ZM227 180H223L226 179ZM229 176V177H228ZM257 176V177H255ZM261 176V177H258ZM11 177L9 182L11 181ZM14 177V178H13ZM58 177V178H57ZM81 177V178H80ZM118 177V178H117ZM162 177V178H161ZM171 177V178H170ZM215 177V178H214ZM218 177L221 178L220 180V184L215 182L217 181L216 179H218ZM239 177V176H238ZM65 178V179H66ZM103 178V179H102ZM123 178L124 182L125 180H127L125 183V187L122 188V186H117L118 181ZM135 178V179H134ZM137 178V179H136ZM140 178L141 180L139 181ZM160 178V179H159ZM170 178V179H169ZM177 178V179H176ZM210 178L208 180H210ZM255 178V179H254ZM257 178V179H256ZM260 178V180H259ZM2 179V177L0 178V180ZM9 179V178H8ZM6 178L3 179V182L6 180H8ZM44 179V180H43ZM50 179V180H49ZM61 179V180H60ZM80 179V180H79ZM123 179H121L120 181H123ZM147 179V180H146ZM168 179V180H167ZM173 179V180H172ZM207 179V178H206ZM236 179V178H234ZM105 180V181H103ZM118 180V181H117ZM129 180V181H128ZM138 180V181H136ZM158 180V181H157ZM167 180V181H166ZM4 182V185L6 184L5 188L2 184H0V191H2L1 193L4 192H10V197H14L13 192L17 191L18 193L15 194L16 198L19 194V191L23 186L19 187L17 189H13V187H10L11 185H9V182ZM15 181V180H14ZM12 182L13 184L15 183V188L16 185H20L19 183L22 181H19V183L17 184L16 182ZM62 181V182H61ZM72 181V182H71ZM74 181V182H73ZM153 183H152V182ZM226 181V182H225ZM228 181L231 183H228ZM263 181V182H261ZM33 182V183H32ZM65 182V183H64ZM67 182V183H66ZM104 182V183H103ZM106 182V183H105ZM138 184H137V183ZM140 182V183H139ZM147 182V183H145ZM151 182V183H150ZM210 185H206L209 184ZM212 182H214V185L211 184ZM219 182V180L217 181ZM42 183V184H41ZM49 183V184H48ZM77 183V184H76ZM96 183V184H95ZM174 183V184H173ZM223 183V184H222ZM258 183V184H257ZM24 183H22L23 185ZM27 184V183H26ZM25 184V185H26ZM38 184H40L39 188H38ZM64 184V185H63ZM104 184V185H103ZM142 184V185H141ZM155 184V185H152ZM226 184V186H225ZM230 184V186H229ZM235 184V186H234ZM56 185V187L54 186ZM69 185V186H68ZM91 185V187H90ZM95 185V186H94ZM99 185V186H97ZM137 187H136V186ZM141 185V186H139ZM206 185V187L204 186ZM216 185H221V187H216ZM243 185V186H242ZM17 186V187H18ZM71 186V187H70ZM102 186V187H101ZM113 186V187H112ZM117 186V187H116ZM187 186V187H185ZM213 186H215L216 188H219L218 191V195L215 193V190L213 188ZM232 186V187H231ZM26 187V186H25ZM23 187V188H25ZM34 187V188H35ZM53 187V188H52ZM60 187V188H59ZM83 187V188H82ZM88 187V188H87ZM90 187V188H89ZM121 187V188H120ZM140 187V189L138 188ZM171 187L173 189H171ZM179 187V188H178ZM196 187H198V189H196ZM212 187V188H211ZM225 187V188H223ZM242 187V188H241ZM246 187V188H245ZM8 188L11 190L9 191ZM47 188V187H46ZM52 188V189H51ZM103 188V189H102ZM114 188V190L112 189ZM128 188V189H127ZM136 188V190H135ZM181 188V189H180ZM205 188V189H204ZM230 188V189H229ZM232 188V189H231ZM239 188V189H238ZM259 188V189H258ZM3 189V190H2ZM7 189V190H6ZM35 189V190H36ZM48 189V188H47ZM87 189V190H86ZM189 189V190H188ZM201 189V190H200ZM207 189V190H206ZM229 189V190H228ZM242 189V190H241ZM246 189V191H245ZM252 189V190H251ZM15 190V191H12ZM34 190V189H32ZM31 191V192H23V193H34L35 195L38 194L36 197L41 196L43 190H36V191ZM89 190V191H88ZM94 192H93V191ZM116 190V191H115ZM178 190V191H177ZM186 192H185V191ZM224 190V191H223ZM227 190V191H226ZM231 190V191H230ZM233 190V191H232ZM259 190V191H258ZM65 190H62V194H64ZM190 191V192H189ZM200 191V192H198ZM211 191V192H210ZM248 191V192H247ZM257 191V192H256ZM41 192V193H39ZM236 192V193H235ZM239 192V193H238ZM244 192V193H243ZM251 194H250V193ZM260 192V193H259ZM169 193V194H168ZM181 193V195L179 194ZM213 193V194H211ZM243 193V194H242ZM262 193V194H261ZM7 195V193H3L2 195ZM33 194V195H34ZM40 194V195H39ZM163 194V195H162ZM175 194V195H174ZM228 194V195H227ZM238 194V195H237ZM240 194V195H239ZM31 194V196H33ZM162 195V196H161ZM177 195V196H176ZM204 195V196H203ZM237 195V196H236ZM258 195V196H257ZM9 196V193H8ZM29 196V194H28ZM30 198H26L22 200L24 203L28 204V202L30 201V199H34V196ZM44 196V193H43ZM241 196V197H240ZM244 196V197H242ZM249 196V197H248ZM41 197L39 199H41ZM45 197V196H44ZM47 197V196H46ZM179 197H181L179 199ZM223 197V198H222ZM227 197V198H226ZM49 198V197H48ZM47 198V199H48ZM237 201H236V199ZM247 198V199H246ZM35 198L34 202H36ZM43 199L42 200L43 203L46 201L48 202L50 199ZM69 199V200H67ZM65 198L66 202L62 199L61 202L62 204L65 203L67 205V207H70V204L72 202V200L70 198ZM103 199V198H102ZM215 199V200H214ZM219 199V200H218ZM227 199V200H226ZM235 199V200H234ZM260 199V200H259ZM262 199V200H261ZM29 200V201H28ZM54 199H52V202ZM119 200V199H118ZM117 200V201H118ZM141 199L138 200V202ZM149 200V201H148ZM241 200V201H240ZM68 201V204H67ZM100 202H97V204L99 205H103V201H101V199L99 198ZM116 201V203H117ZM121 201V200H120ZM188 201V202H187ZM218 201V202H217ZM228 201V202H227ZM239 201V202H238ZM262 201V202H261ZM31 202V201H30ZM32 202L34 205L40 204V205H45L44 207L48 208L49 210V206L51 205V201L48 202V204H43L41 203V200H37V203ZM40 202V203H38ZM57 201L54 202V206L55 204L58 205L56 203ZM70 202V203H69ZM75 202V201H74ZM73 202V203H74ZM145 200L143 199V201L141 203H144ZM204 202V203H203ZM242 202V203H240ZM121 202H118V205H120ZM234 203V204H233ZM63 204V205H65ZM181 204V205H180ZM208 204V205H207ZM180 205V206H179ZM188 205V206H187ZM52 206L51 208L54 210V208H57V206ZM216 206V207H215ZM210 207V208H209ZM139 208V209H141ZM209 208V209H208ZM221 209V210H220ZM237 209V210H236ZM207 210V212H206ZM232 210V211H230ZM99 212V211H98ZM143 212V213H142ZM147 212L151 213L148 214ZM102 212L99 213H94V214H90V216L88 217L89 221V227L86 226V224H84L85 227H87L84 230H88L89 233L93 229H98L95 226L97 225V227L101 224L99 221L102 220H97L98 223H95V219H97L96 217L98 216V219H102ZM182 213V214H181ZM230 213V214H228ZM95 215V216H94ZM149 215V216H147ZM152 215V216H151ZM186 215V216H185ZM210 215V216H209ZM84 216V215H83ZM83 216H77V219ZM92 216V217H91ZM198 216V217H197ZM63 216H61L62 218ZM85 217V216H84ZM95 217V218H94ZM101 217V218H100ZM151 217V218H150ZM181 217V218H180ZM224 217V218H223ZM227 217V218H225ZM56 218V220H58L60 223H62L61 220H64V218ZM87 218V217H86ZM86 218L84 220H86ZM94 220H92V219ZM133 218V219H132ZM139 220H138V219ZM152 218L155 220L152 221ZM231 218V220H229ZM60 219V220H59ZM81 219V220H82ZM137 219V220H135ZM196 219V220H195ZM225 219V220H223ZM229 221H227V220ZM87 220V222H88ZM131 221L127 220V223H131ZM135 221V222H134ZM155 222V223H152ZM158 222V223H157ZM162 222V223H161ZM198 222V223H197ZM64 223V222H63ZM84 223V221H83ZM82 223V225H83ZM94 223L95 228L91 227L92 224ZM152 223V224H151ZM157 223V224H156ZM222 223V224H221ZM93 224V225H94ZM130 224V225H132ZM156 224V225H155ZM169 224V225H168ZM175 224V225H174ZM202 224V225H201ZM212 225V226H211ZM138 226V225H137ZM174 226V227H173ZM179 226V227H178ZM200 226V227H199ZM101 226H99L100 228ZM188 227V228H187ZM197 230H195V229ZM199 228V229H198ZM90 229V230H89ZM146 229V230H145ZM83 230V231H84ZM163 230V231H162ZM194 230V231H193ZM168 231V232H167ZM175 231V232H174ZM151 233V231H149ZM148 232V234H150ZM157 232V233H156ZM203 233H205L203 235ZM177 234V235H176ZM184 235V237H186ZM204 237H203V236ZM207 235V236H205ZM161 236V235H159ZM174 236V237H173ZM163 237V236H161ZM209 238L208 240H212V238H214L212 240L211 244H206L204 238ZM181 238V237H180ZM222 240V242L220 241ZM221 243V248L218 249L217 252V248L220 246L219 244ZM197 244V245H196ZM203 244V245H201ZM206 244V245H205ZM214 244V245H213ZM9 245V244H8ZM219 245V246H218ZM2 245H0V264H139L140 262L137 261L134 257L131 258V256H114V257H89L87 254H82L83 251L81 252V249L77 248L76 246H69L66 244H53V243H49V244H38V245H32V246H21V247H11L13 249H10V246H7V244L5 245V247H1ZM199 246V248H198ZM205 246V247H204ZM208 246V247H207ZM224 246V247H223ZM172 248L167 249L166 248V252L165 254H158L157 257V262L159 260V264H170L169 262H171V264L175 263V258L177 259V255L179 254L180 248L182 247H177L175 248V244L171 245ZM213 247V248H212ZM17 248H21V249H17ZM178 249V250H177ZM214 249V252H213ZM207 250V251H206ZM172 251V252H171ZM183 251H187V249H181L180 252ZM263 251V252H262ZM174 253V255H173ZM178 253V254H177ZM191 253V255H192ZM173 255L172 258H169V255ZM160 255V256H159ZM167 255V256H166ZM176 255V256H175ZM175 256V258H173ZM167 257V258H166ZM171 257V256H170ZM166 258V259H165ZM174 261H173V260ZM162 260V261H161ZM166 260V261H165ZM198 260V263H197ZM147 261V260H146ZM151 261V260H150ZM149 264H152L151 262L147 261ZM156 262V264H158ZM143 263V262H142ZM146 263V264H148ZM141 264V263H140ZM264 264V263H263Z\"/></svg>","mask_w":264,"mask_h":264},{"label":"bare ground","instance_id":"2","mask_svg":"<svg viewBox=\"0 0 264 264\" xmlns=\"http://www.w3.org/2000/svg\"><path fill=\"white\" fill-rule=\"evenodd\" d=\"M18 1V0H17ZM29 1V0H28ZM170 1V0H169ZM174 1V0H173ZM185 1H187V0H185ZM198 1V0H197ZM212 1V0H211ZM220 1V0H219ZM7 2V1H6ZM5 2V3H6ZM79 2V1H78ZM198 2H200V1H198ZM216 2V1H215ZM247 2V1H246ZM259 2V1H258ZM67 3V2H66ZM83 3V2H82ZM164 3V2H163ZM170 3V2H169ZM185 3V2H184ZM204 3H206V2H204ZM213 3V2H212ZM217 3V2H216ZM223 3V2H222ZM17 4V3H16ZM22 4V3H21ZM152 4V3H151ZM197 4V3H196ZM200 4H201V2H200ZM214 4V3H213ZM219 4V3H218ZM244 4V3H243ZM3 5V4H2ZM12 5V4H11ZM10 5V6H11ZM42 5V4H41ZM69 5H71V4H69ZM120 5V4H119ZM134 5H135V3H134ZM178 5V4H177ZM184 5V4H183ZM195 5V4H194ZM44 6V5H43ZM106 6V5H105ZM137 6H139V5H137ZM154 6V5H153ZM158 6H160V5H158ZM214 6V5H213ZM221 5H219V7H220ZM225 6V5H224ZM233 6V5H232ZM13 7V6H12ZM12 7H11V9H12ZM66 7V6H65ZM84 7V6H83ZM130 7H132L131 5H130ZM150 7H151V5H150ZM155 7H156V5H155ZM183 7V6H182ZM189 7H190V5H189ZM217 7V6H216ZM237 7V6H236ZM248 7V6H247ZM46 8V7H45ZM64 8V7H63ZM68 7H66V9H67ZM129 8V7H128ZM133 8V7H132ZM152 8V7H151ZM158 8V7H157ZM157 8H155V10L157 9ZM171 8V7H170ZM169 8V9H170ZM172 8H174V6L172 7ZM202 8V7H201ZM200 8V9H201ZM233 8V7H232ZM235 8V7H234ZM243 8V7H242ZM241 8V9H242ZM10 9V8H9ZM139 9V8H138ZM141 9V8H140ZM161 9V8H160ZM180 9V8H179ZM244 9V8H243ZM260 9V8H259ZM7 10V9H6ZM16 10V9H15ZM47 10V9H46ZM131 10V9H130ZM129 10V11H130ZM142 10V9H141ZM162 10V9H161ZM161 10H157L158 12L159 11H161ZM176 10V9H175ZM186 11V13H190V12H187V9H185ZM216 10V9H215ZM218 10V9H217ZM219 10H221V9H219ZM224 10V9H223ZM236 10V9H235ZM235 10H233V12L235 11ZM237 10H239V9H237ZM247 10V9H246ZM245 10V11H246ZM261 10H264V9H261ZM9 11V10H8ZM13 11V10H12ZM69 11H71V10H69ZM124 11V10H123ZM122 11V12H123ZM132 11V10H131ZM152 11V10H151ZM166 11V10H165ZM164 11V12H165ZM178 11V10H177ZM181 11V10H180ZM203 11V10H202ZM207 11H208V9H207ZM230 11V10H229ZM240 11V10H239ZM238 11V12H239ZM7 12V11H6ZM15 12V11H14ZM60 12V11H59ZM109 12V11H108ZM167 12V11H166ZM165 12V13H166ZM184 12V13H185ZM191 12H193V11H191ZM221 12H222V10H221ZM220 12V13H221ZM39 13V12H38ZM66 13V12H65ZM86 13V12H85ZM98 13V12H97ZM137 13V12H136ZM147 13V12H146ZM163 12H161V14H162ZM174 13V12H173ZM199 13H200V11H199ZM209 13V12H208ZM228 13V12H227ZM226 13V14H227ZM243 13H246V12H243ZM253 13V12H252ZM12 14V13H11ZM14 14V13H13ZM62 14V13H61ZM69 14V13H68ZM115 14V13H114ZM134 14H135V12H134ZM140 14V13H139ZM143 14V13H142ZM148 14V13H147ZM156 14V13H155ZM168 14V13H167ZM181 14H182V11H181ZM203 14V13H202ZM206 14H207V12H206ZM205 14V15H206ZM213 14V13H212ZM216 14V13H215ZM239 14V13H238ZM247 14V13H246ZM91 15V14H90ZM120 15V14H119ZM130 15V14H129ZM138 15V14H137ZM150 15V14H149ZM157 15V14H156ZM219 15V14H218ZM217 15V16H218ZM227 15H229V14H227ZM240 15V14H239ZM263 15V14H262ZM15 16V15H14ZM21 16V15H20ZM115 16V15H114ZM134 16H136V15H134ZM144 16V15H143ZM186 16V15H185ZM191 16V15H190ZM189 16V17H190ZM193 16V15H192ZM229 16H231V15H229ZM233 16V15H232ZM236 16V15H235ZM241 16V15H240ZM245 16V15H244ZM243 16V17H244ZM249 16V15H248ZM43 17H44V15H43ZM48 17V16H47ZM72 17V16H71ZM92 17V16H91ZM105 17V16H104ZM148 17V16H147ZM158 17V16H157ZM171 17V16H170ZM177 17V16H176ZM187 17V16H186ZM188 17V18H189ZM207 17H209L208 15H207ZM206 17V18H207ZM62 18V17H61ZM60 18V19H61ZM94 18V17H93ZM114 18V17H113ZM117 18V17H116ZM135 18V17H134ZM134 18H133V20H134ZM167 18V17H166ZM194 18V17H193ZM196 18V17H195ZM204 18V17H203ZM213 18V17H212ZM226 18V17H225ZM237 18H238V16H237ZM240 18V17H239ZM18 19V18H17ZM63 19V18H62ZM61 19V20H62ZM67 19V18H66ZM66 19H64V21L66 20ZM68 19H70V18H68ZM131 19H132V17H131ZM141 19V18H140ZM150 19V18H149ZM156 19V18H155ZM162 19V18H161ZM167 19H169V18H167ZM181 19H182V17H181ZM187 19V18H186ZM185 19V20H186ZM191 19V18H190ZM201 19H202V16H201ZM217 19V18H216ZM235 19V18H234ZM254 19H255V17H254ZM257 19V18H256ZM255 19V20H256ZM61 20H60V22H61ZM118 20V19H117ZM120 20V19H119ZM128 20V19H127ZM137 20V19H136ZM142 20V19H141ZM153 20V19H152ZM165 20V19H164ZM162 21V22H165V21H167L168 22V20H165V21ZM172 20V19H171ZM174 20V19H173ZM211 20V18L208 20V22ZM230 20H232V19H230ZM242 20V19H241ZM50 21V20H49ZM96 21V20H95ZM101 21V20H100ZM105 21V20H104ZM140 21V20H139ZM145 21V20H144ZM157 21V20H156ZM197 21V20H196ZM204 21V20H203ZM217 21V20H216ZM227 21V20H226ZM237 21H239V20H236V22ZM258 21V20H257ZM256 21V22H257ZM42 22V21H41ZM58 22V21H57ZM68 22H70V21H68ZM122 22V21H121ZM127 22V21H126ZM129 22V21H128ZM141 22V21H140ZM140 22L139 23H137V24H140ZM161 22V23H162ZM174 22V24L176 23L175 21H173ZM180 23H181V21H179ZM193 22V21H192ZM200 22V21H199ZM225 22V21H224ZM223 22V23H224ZM228 22H230V21H228ZM253 22V21H252ZM31 23V22H30ZM36 23V22H35ZM40 23V22H39ZM43 23V22H42ZM51 23V22H50ZM66 23V22H65ZM64 23V24H65ZM108 23H109V21H108ZM188 23V22H187ZM187 23H185V24H187ZM197 23H198V21H197ZM196 23V24H197ZM205 23H207V21L205 22L204 21V23L202 22V25L204 24L205 26H207V25H209V26H207V27H210V23L211 22H209V24H205ZM218 23V22H217ZM235 23V22H234ZM242 23V22H241ZM251 23V22H250ZM254 23V22H253ZM27 24V23H26ZM68 23H66L65 25H67ZM71 24V23H70ZM69 24V25H70ZM103 24V23H102ZM122 24H124V23H122ZM121 24V25H122ZM157 24V23H156ZM165 23H163V25H164ZM166 24H169V23H166ZM185 24H184V26H185ZM189 25H190V23H188ZM230 24V23H229ZM233 24V23H232ZM237 24H238V22H237ZM252 24V23H251ZM255 24V23H254ZM262 24V23H261ZM260 24V25H261ZM108 25H111V24H108ZM144 25H145V23H144ZM143 25V26H144ZM146 25H149V23L148 24H146ZM162 24H161V26H163ZM177 25V24H176ZM180 25V24H179ZM183 25V24H182ZM197 25H201V22L199 23V24H197ZM219 25V24H218ZM217 25V26H218ZM221 25V24H220ZM10 26V25H9ZM24 26V25H23ZM28 26V25H27ZM47 26H49V25H47ZM53 26V25H52ZM133 26V25H132ZM173 26V25H172ZM184 26H182V29L184 28ZM193 26V25H192ZM204 26V27H205ZM212 26H214L213 25V23H212ZM240 26V25H239ZM255 26H257V25H255ZM42 27H44V26H42ZM65 27V26H64ZM66 27H68V26H66ZM69 27H71V26H69ZM68 27V28H69ZM108 27V26H107ZM129 27V26H128ZM136 27V26H135ZM152 27V26H151ZM155 27V26H154ZM158 27V26H157ZM167 27V26H166ZM165 27V28H166ZM181 27V26H180ZM203 27V26H202ZM201 27V28H202ZM261 27V26H260ZM19 28V27H18ZM21 28V27H20ZM23 28V27H22ZM131 28V27H130ZM153 28V27H152ZM164 28V27H163ZM168 28V27H167ZM172 28V27H171ZM200 28V27H199ZM206 28V27H205ZM205 28H203L205 31H206V29ZM249 28V27H248ZM8 29V28H7ZM31 28H29L28 29V31L30 30ZM39 29V28H38ZM44 29V28H43ZM51 29V28H50ZM55 29H56V27H55ZM61 29H62V26H61ZM74 29V28H73ZM159 29V28H158ZM196 29H198V27L196 28ZM208 29V28H207ZM210 29V28H209ZM212 30L214 29V28H211ZM210 29V30H211ZM17 30V29H16ZM36 30V29H35ZM49 30V29H48ZM63 30H64V28H63ZM85 30V29H84ZM103 30V29H102ZM115 30V29H114ZM117 30V29H116ZM115 30V31H116ZM119 30V29H118ZM127 30V29H126ZM144 30V29H143ZM157 30V29H156ZM155 30V31H156ZM160 30H161V28H160ZM171 30V29H170ZM169 30V31H170ZM211 30V31H212ZM247 30V29H246ZM263 30V29H262ZM68 31V30H67ZM70 31V30H69ZM68 31V32H69ZM106 31V30H105ZM114 31V33H116ZM164 30H162V32H163ZM166 32H167V30H165ZM174 31V30H173ZM180 31V30H179ZM187 31V30H186ZM196 31V30H195ZM204 31V32H205ZM216 31V30H215ZM218 31V30H217ZM230 31H231V29H230ZM244 31V30H243ZM248 31H250V30H248ZM255 31H256V29H255ZM27 32V31H26ZM36 32V31H35ZM44 32V31H43ZM49 32V31H48ZM55 32V31H54ZM57 32V31H56ZM63 32V31H62ZM73 32V31H72ZM71 32V33H72ZM111 32V31H110ZM158 32V31H157ZM181 32V31H180ZM200 32H201V30H200ZM200 32H198L197 31V33H200ZM206 32H208V31H206ZM30 33H32V32H30ZM33 33H34V29H33ZM41 33V32H40ZM53 33V32H52ZM70 33V32H69ZM83 33H84V31H83ZM120 33V32H119ZM130 33V32H129ZM136 33V32H135ZM140 33V32H139ZM164 33V32H163ZM172 33V32H171ZM175 33V32H174ZM177 33V32H176ZM189 33H191V30H190V32ZM193 33V32H192ZM212 34H214L213 32H211ZM217 33V32H216ZM240 33V32H239ZM238 33V34H239ZM34 34H37V32L36 33H34ZM44 35H45V33H43ZM59 34V33H58ZM65 34H67V33H65ZM85 34H86V32H85ZM87 34H89V33H87ZM103 34V33H102ZM101 34V35H102ZM166 34V33H165ZM165 34L163 35V36H165ZM181 34V33H180ZM207 34H210V32L209 33H207ZM218 34V33H217ZM224 34V33H223ZM222 34V35H223ZM238 34H235V35H237V36H239ZM252 34V33H251ZM255 34H256V32H255ZM259 34V33H258ZM43 35V36H44ZM53 35H55L56 36V34H54L53 33ZM69 35H71V34H69ZM90 35V34H89ZM159 35V34H158ZM170 35L171 34H169V38H170ZM182 35V34H181ZM189 35H191V34H189ZM195 35V34H194ZM200 35H201V33H200ZM202 35H204V34H202ZM242 35V34H241ZM244 35V34H243ZM245 35H248V34H245ZM29 36H31L30 34H29ZM39 36L41 37V35L40 34H38V35H35V37H37V38H39ZM43 36H42V38H43ZM54 36V37H55ZM111 36H113V35H111ZM118 36V35H117ZM149 36V35H148ZM161 36V35H160ZM173 36V35H172ZM176 36V35H175ZM207 36V35H206ZM228 36V35H227ZM226 36V37H227ZM254 36V35H253ZM253 36H252V38H253ZM261 36V35H260ZM2 37V36H1ZM11 37V36H10ZM49 37V36H48ZM93 37V36H92ZM109 37V36H108ZM137 37V36H136ZM143 37V36H142ZM147 37V36H146ZM149 37H151V35L149 36ZM178 37V36H177ZM177 37H175L174 39H176ZM192 37H193V35H192ZM230 37H232V36H230ZM14 38V37H13ZM12 38V39H13ZM45 38V37H44ZM43 38V39H44ZM56 38V37H55ZM88 38V37H87ZM90 38V37H89ZM110 38V37H109ZM130 38V37H129ZM128 38V39H129ZM169 38H168V40H169ZM194 38V37H193ZM196 38V37H195ZM197 38H198V36H197ZM201 38V37H200ZM199 38V39H200ZM202 38H204V37H202ZM213 38V37H212ZM214 38H216V37H214ZM238 38V37H237ZM241 38V37H240ZM31 39H36V38H34V36L31 38ZM40 39V38H39ZM43 39H40V40H43ZM50 39V38H49ZM86 39V38H85ZM93 39V38H92ZM112 39V38H111ZM124 39V38H123ZM127 39V40H128ZM152 39H153V37H152ZM187 39V38H186ZM205 39V38H204ZM219 39H220V37H219ZM225 39V38H224ZM229 39V38H228ZM231 39V38H230ZM243 39V38H242ZM244 39H245V37H244ZM2 40H5V39H2ZM7 40V39H6ZM9 40V39H8ZM17 40V39H16ZM52 40H53V38H52ZM54 40H57V38L56 39H54ZM87 40V39H86ZM171 40V39H170ZM180 40H181V38H180ZM210 40V39H209ZM214 40V39H213ZM217 40V39H216ZM215 40V41H216ZM249 40H251V39H249ZM262 40V39H261ZM264 40V39H263ZM18 41V43H19V40H17ZM24 41V40H23ZM50 41V40H49ZM61 41V40H60ZM64 41H66V40H64ZM100 41V40H99ZM110 41V40H109ZM115 41V40H114ZM119 41V40H118ZM155 41V40H154ZM179 41V40H178ZM195 41V40H194ZM201 41H203L202 39H201ZM200 41V42H201ZM214 41V42H215ZM229 41V40H228ZM240 41V40H239ZM244 41V40H243ZM243 41H241V42H243ZM246 41V40H245ZM252 41H254V40H252ZM251 41V42H252ZM10 42H12V40L10 41ZM21 42V41H20ZM31 42H33V41H31ZM34 42H35V40H34ZM38 42V41H37ZM41 42V44H42V41H40ZM46 42V41H45ZM59 42V40H57V42L56 43H51V41H50V43L52 44V46H54L53 44H57ZM72 42V41H71ZM70 42V43H71ZM80 42V41H79ZM83 42V41H82ZM135 42V41H134ZM148 42H150V41H148ZM156 42H158V41H156ZM173 42H174V40H173ZM181 42V41H180ZM207 42V41H206ZM205 42V43H206ZM210 42V41H209ZM213 42V41H212ZM217 42V41H216ZM226 42V41H225ZM231 42V41H230ZM235 42V41H234ZM5 43H6V41H5ZM15 43V42H14ZM17 43V42H16ZM22 43V42H21ZM28 43V42H27ZM27 43L25 44V45H27ZM49 43V44H50ZM60 43H62V41L60 42ZM77 43V42H76ZM101 43V42H100ZM105 43V42H104ZM133 43V42H132ZM141 43V42H140ZM147 43V42H146ZM145 43V44H146ZM159 43V42H158ZM163 43V42H162ZM176 43H177V41H176ZM179 43V42H178ZM202 43V42H201ZM223 43V42H222ZM235 43H237V41L235 42ZM240 43V42H239ZM245 43V42H244ZM243 43V44H244ZM247 43V42H246ZM254 43H255V41H254ZM254 43H252V44H254ZM0 44H2V43H0ZM8 44V43H7ZM30 44V43H29ZM33 44V43H32ZM35 44V46H38V44H39V42H38V44L36 45V43H34ZM40 44V45H41ZM74 44V43H73ZM92 44V43H91ZM128 44V43H127ZM156 44V43H155ZM154 44V45H155ZM174 44H175V42H174ZM198 44V43H197ZM207 44V43H206ZM216 44V43H215ZM214 44V45H215ZM217 44H218V42H217ZM238 44V43H237ZM249 44H250V42H249ZM257 44V43H256ZM14 45V44H13ZM44 45H46V44H42V46H44ZM57 45H59V43L57 44ZM64 45V44H63ZM63 45H61V46H63ZM70 45H72V44H70ZM69 45V46H70ZM75 45V44H74ZM73 45V46H74ZM88 45V44H87ZM100 45H102V44H100ZM106 45V44H105ZM124 45V44H123ZM138 45V44H137ZM140 45V44H139ZM169 45V44H168ZM219 45V44H218ZM221 45V44H220ZM219 45V46H220ZM226 45H228L227 43H226ZM231 45V44H230ZM236 45V44H235ZM240 45H241V43H240ZM245 45V44H244ZM258 45V44H257ZM257 45H255L256 47H258ZM11 46H12V44H11ZM18 46V45H17ZM17 46H13L14 48L15 47H17ZM21 46H22V44H21ZM21 46H19V48H23V46L21 47ZM30 46V45H29ZM35 46H34V48H35ZM47 46H48V44H47ZM67 46H68V44H67ZM68 46V47H69ZM86 46V45H85ZM107 46V45H106ZM126 46V45H125ZM134 46V45H133ZM151 46V45H150ZM159 46V45H158ZM161 46H162V44H161ZM182 46V45H181ZM180 46V47H181ZM191 46H192V44H191ZM195 46V45H194ZM199 46V45H198ZM197 46V48H199ZM209 46V45H208ZM222 46V45H221ZM238 46V45H237ZM254 46V47H255ZM264 46V45H263ZM6 47V46H5ZM50 47L51 46H49L48 47V49H50ZM55 47V46H54ZM56 47H58V46H56ZM55 47V48H56ZM60 47V46H59ZM66 47V46H65ZM77 47V46H76ZM83 47V46H82ZM119 47V46H118ZM129 47H131V46H129ZM163 47V46H162ZM172 47V46H171ZM170 47V48H171ZM179 47V48H180ZM209 47H211V46H209ZM223 47H224V45H223ZM253 47V46H252ZM0 48H2L1 46H0ZM4 48V47H3ZM7 48H9V46H7ZM6 48V49H7ZM14 48H12V49H14ZM25 48V47H24ZM27 49H25V50H28V47H26ZM30 48H33L32 47V45L30 46ZM44 48V47H43ZM71 48V47H70ZM84 48V47H83ZM85 48H88V47H85ZM125 48V47H124ZM141 48V47H140ZM155 47H153V49H154ZM168 48V47H167ZM166 48V49H167ZM178 48V49H179ZM182 48H183V46H182ZM187 48V47H186ZM212 48H214L213 46H212ZM216 48V47H215ZM238 48V47H237ZM244 48V47H243ZM36 49V48H35ZM60 49V48H59ZM59 49H57V50H59ZM62 49L64 50V47H62ZM116 49V48H115ZM126 49H129V48H126ZM136 49H138V48H136ZM159 49V48H158ZM165 49V48H164ZM175 49V48H174ZM173 49V50H174ZM184 49V48H183ZM189 49H191V48H189ZM207 49V48H206ZM218 49H220V48H218ZM222 49V48H221ZM227 49V48H226ZM235 50H236V48H234ZM261 49V48H260ZM4 49H2V51H3ZM8 50V49H7ZM9 50H11V49H9ZM19 50V49H18ZM21 50V49H20ZM23 50V49H22ZM31 52H30V51ZM28 50V52H30V53H33L32 52V49H29ZM37 50H40V51H42V47H41V49L39 48V46H38V48H37ZM52 50V49H51ZM54 50V49H53ZM52 50V51H53ZM61 50V49H60ZM62 50V51H63ZM142 50V49H141ZM198 50V49H197ZM203 50H204V48H203ZM216 50V49H215ZM228 50V49H227ZM227 50H226V53H229V52H227ZM232 50V49H231ZM230 50V51H231ZM242 50V49H241ZM243 50H245V49H243ZM258 50V49H257ZM6 51V50H5ZM5 51L4 52H1L0 51V61H2L3 59H7L8 60V62L9 63H11V64H13L14 62H15V65H16V57H18V56H16V55H19L20 53H22V52H20V51H18L19 52V54L17 53V54H15L16 52H17V50L15 51V49L14 50H12L10 53H7V51H6V53H5ZM33 51H34V49H33ZM44 51V50H43ZM71 51V50H70ZM70 51H69V53H70ZM88 51V50H87ZM158 51V50H157ZM185 51V50H184ZM183 51V52H184ZM249 51V50H248ZM248 51H246L247 53H248ZM13 52H14V54H13ZM27 52V51H26ZM46 54H47V48H46ZM54 53V55L53 56H51V59H50V57H48L47 58V56H48V54L50 53V50H49V53L47 54V56H45V58H47V59H50V60H53V58H54V56H57L58 54H65V51L62 53L61 51H57L58 52V54H56V51H53ZM60 52V53H59ZM126 52V51H125ZM136 52H137V50H136ZM174 52V51H173ZM188 53H189V51H187ZM200 52V51H199ZM205 52V51H204ZM222 52H223V50H222ZM233 52H235V51H233ZM238 52V51H237ZM261 52H263V51H261ZM35 53H37L36 51L34 52V55L36 56V55H38V53H39V51H38V53L37 54H35ZM42 53V52H41ZM129 53V52H128ZM151 53V52H150ZM153 53V52H152ZM180 53H181V51H180ZM190 53H192V52H190ZM189 53V54H190ZM197 53V52H196ZM201 53H202V51H201ZM214 53V52H213ZM217 53V52H216ZM251 53H253V52H251ZM23 54L26 56V54H25V52H23ZM61 54L59 55V57L61 56ZM87 54V53H86ZM121 54V53H120ZM148 54V53H147ZM159 54V53H158ZM181 54H183V53H181ZM189 54H186V55H189ZM193 54V53H192ZM209 54V53H208ZM223 54V53H222ZM232 54V53H231ZM235 54V53H234ZM242 54V53H241ZM249 54V53H248ZM254 54V53H253ZM28 55H29V53H28ZM27 55V56H28ZM34 55H32V56H34ZM39 55H40V53H39ZM44 55V54H43ZM52 55V54H51ZM73 55H75V54H73ZM129 54H127V56H128ZM131 55V54H130ZM155 55V54H154ZM154 55H152V56H154ZM163 55V54H162ZM161 55V56H162ZM168 55V54H167ZM166 55V56H167ZM175 55V54H174ZM197 55V54H196ZM202 55V54H201ZM210 55V54H209ZM212 55H214V54H212ZM243 56L245 55V54H242ZM252 55V54H251ZM264 55V54H263ZM21 56V54L19 55V57ZM25 56H22L23 57V59H24V57ZM32 56H31V54L27 57V59L29 58V57H31L32 58ZM34 56V57H35ZM42 56V55H41ZM41 56H38L39 58L41 57ZM63 56V55H62ZM66 56V55H65ZM69 56H70V54H69ZM68 56V57H69ZM72 56V55H71ZM77 56V55H76ZM96 56V55H95ZM103 56V55H102ZM114 56V55H113ZM116 56V55H115ZM156 56V55H155ZM161 56H160V58H161ZM164 56V55H163ZM162 56V57H163ZM176 56V55H175ZM184 56V55H183ZM190 56V55H189ZM189 56H188V58H189ZM192 56V55H191ZM194 56H195V54H194ZM218 56V55H217ZM216 56V57H217ZM224 56V55H223ZM226 56V55H225ZM242 56V57H243ZM255 56V55H254ZM37 56H36V58H38ZM43 57V56H42ZM58 57V56H57ZM58 57V58H59ZM64 57V56H63ZM110 57V56H109ZM118 57V56H117ZM131 57V56H130ZM158 57V56H157ZM200 57V56H199ZM208 57V56H207ZM212 57V56H211ZM220 57H222V56H220ZM31 58H29V59H31ZM38 58V59H39ZM58 58H55V60H59ZM66 58V57H65ZM74 58V57H73ZM129 58V57H128ZM150 58H151V56H150ZM159 58V59H160ZM166 58V57H165ZM170 58V57H169ZM185 58H187V57H185ZM192 58V57H191ZM196 58V57H195ZM203 58V57H202ZM205 58V57H204ZM224 58V57H223ZM227 58V57H226ZM225 58V59H226ZM250 58V57H249ZM264 58V57H263ZM23 59H21V57H20V63H21V60H23ZM25 59H26V57H25ZM26 59V60H27ZM28 59V60H29ZM33 59V58H32ZM41 59V58H40ZM62 59H64V58H61L60 60H62ZM112 59V58H111ZM190 59V58H189ZM193 59V58H192ZM259 59H261V57L259 58ZM259 59H256V60H259ZM27 60V61H28ZM34 60H35V58H34ZM55 60H53V63H51L52 65L51 66H53L54 65V61ZM69 60H72V57H71V59H69ZM78 60V59H77ZM145 60V59H144ZM147 60V59H146ZM145 60V61H146ZM174 60H175V58H174ZM196 60V59H195ZM206 60V59H205ZM204 60V61H205ZM211 60H213L212 58H211ZM210 60V61H211ZM223 60V59H222ZM226 60H228V58L226 59ZM236 60V59H235ZM246 60V59H245ZM254 60V59H253ZM261 60H263V59H261ZM3 61H5V60H3ZM35 61H37V59L35 60ZM40 61V60H39ZM63 61V60H62ZM64 61H65V59H64ZM68 61V60H67ZM75 61V60H74ZM81 61V60H80ZM102 61V60H101ZM119 61V60H118ZM151 61V60H150ZM161 61H162V58H161ZM170 61V60H169ZM180 61H182V60H180ZM187 61H188V59H187ZM186 61V62H187ZM199 61V60H198ZM203 61V62H204ZM209 61V62H210ZM238 61H239V59H238ZM247 61V60H246ZM252 61V60H251ZM56 62V61H55ZM69 62V61H68ZM114 62V61H113ZM125 62V61H124ZM126 62H128V61H126ZM125 62V63H126ZM133 62H134V60H133ZM149 62V61H148ZM154 62V61H153ZM173 62H175V61H173ZM177 62V61H176ZM175 62V63H176ZM184 62V61H183ZM185 62V63H186ZM206 62V61H205ZM217 62H218V60H217ZM217 62H215V63H217ZM222 62V61H221ZM237 62V61H236ZM244 62V61H243ZM242 62V63H243ZM42 63V62H41ZM45 63V62H44ZM71 64H73L72 62H70ZM70 63H66V64H68L67 66H69V67H67V69H63V71H66V74H68V75H65L64 73H62V74H59V75H57L56 73V71H55V69H54V72H56L55 73V77H56V75L57 76H60V75H62L63 76V79L65 80V78H64V76L65 77H67V78H69L68 76H70L72 79H74L75 81H76V79H78V77L80 78V74H78L79 72H77V71H79V70H77V68L78 67H80V66H76L75 65V69L77 70H75L74 69V65H71ZM90 63V62H89ZM98 63V62H97ZM116 63V62H115ZM124 63V64H125ZM131 63V62H130ZM139 63V62H138ZM178 63V62H177ZM192 63H194V61L192 62ZM211 63H212V61H211ZM250 63V62H249ZM262 63V62H261ZM1 64L2 65H4L2 62H1ZM0 64V65H1ZM34 64H35V62H34ZM43 64V63H42ZM56 64V63H55ZM75 64H76V62H75ZM133 64V63H132ZM163 64H165V63H163ZM173 64V63H172ZM172 64H171V67H172ZM188 64V63H187ZM194 64H197V63H194ZM200 64V63H199ZM203 64H206V63H203ZM228 64V63H227ZM231 64H232V62H231ZM255 64V63H254ZM264 64V63H263ZM6 65H7V63H6ZM5 65V66H6ZM21 65H24V66H22V68L23 67H25V63H23V64H21ZM28 65V64H27ZM38 65V64H37ZM41 65V64H40ZM57 66H58V64H56ZM156 65V64H155ZM162 65V64H161ZM174 65V64H173ZM180 65V64H179ZM186 65V64H185ZM184 65V66H185ZM201 65H202V61H201ZM207 65V64H206ZM213 65V64H212ZM238 65H240V64H238ZM60 66V65H59ZM62 66V65H61ZM66 66V65H65ZM113 66V65H112ZM118 66V65H117ZM186 66H188V65H186ZM197 66V65H196ZM195 66V67H196ZM214 66V65H213ZM218 66H219V64H218ZM261 66L262 67H259L260 69L262 68L263 69V65L261 64ZM8 67L10 68V65L8 64ZM7 67V70H9V71H7V70H4V68L5 67H2L3 69V72H2V70H0L2 73H0V75H2L3 73H4V71L6 72V74L8 73V75L10 76V74H12L13 72H15V74L16 75H18L20 72H21V70H19L20 72H18V69H21V68H19L20 67V65H19V67H16L15 66V70L18 72H16L15 70H12V67H11V69H9ZM14 67V66H13ZM32 67V66H31ZM36 67V66H35ZM39 67V66H38ZM43 67H46L47 68V64H46V66L45 65H42L41 66V68H43ZM48 67H50L49 66V64H48ZM64 67V66H63ZM77 67V68H76ZM157 67V66H156ZM166 67V66H165ZM192 67V66H191ZM198 67H200V66H197V68ZM203 67V66H202ZM223 67V66H222ZM222 67H221V69H222ZM229 67V66H228ZM18 68V69H17ZM37 68V67H36ZM113 68V67H112ZM123 68H125V67H123ZM168 68V67H167ZM166 68V69H167ZM177 68V67H176ZM179 68V67H178ZM183 68V67H182ZM188 68V67H187ZM213 68H216V67H213ZM250 68V67H249ZM34 68H32V70H33ZM105 69H106V66H105ZM118 69V68H117ZM126 69V68H125ZM137 69V68H136ZM149 69V68H148ZM157 69V68H156ZM156 69H154V70H156ZM170 69V68H169ZM168 69V70H169ZM185 69V68H184ZM191 69V68H190ZM189 68H188V70H190ZM193 69H194V65H193ZM219 69V68H218ZM224 69V68H223ZM228 69V68H227ZM231 69V68H230ZM254 69V68H253ZM261 69V71H264V70H262ZM23 70V69H22ZM48 70V69H47ZM53 69L51 68V70H49L50 72L52 71ZM95 70V69H94ZM97 70V69H96ZM99 70V69H98ZM115 70V69H114ZM122 70V69H121ZM124 70V69H123ZM127 70V69H126ZM153 70V71H154ZM168 70L166 71L167 73H168V75L169 76H167L168 78L167 79H169V78H171L170 76H171V74L172 73H175V74H179V73H181L182 71V69L180 70V69H178L179 70V72L177 71V73H176V69H173L174 70V72H168ZM171 70V69H170ZM204 70V69H203ZM207 70V69H206ZM214 70V69H213ZM220 70V69H219ZM218 70V72H220ZM229 70V69H228ZM246 70V69H245ZM23 71H25V68H24V70ZM27 71H28V69H27ZM34 71V70H33ZM32 71V72H33ZM48 71V72H49ZM58 71H59V69H58ZM63 71H61V72H63ZM77 73H76V72ZM81 71V70H80ZM105 71V70H104ZM117 70H115V72H116ZM128 71V70H127ZM133 71V70H132ZM141 71V70H140ZM151 71L152 70H150V73H151ZM181 71V72H180ZM186 71V70H185ZM184 71V72H185ZM191 71V70H190ZM190 71H189V73H190ZM199 70H197V72H198ZM207 71H209V69L207 70ZM222 71V70H221ZM226 71V70H225ZM232 71V70H231ZM260 71V75H262V74H264L263 72H261ZM9 72H11L10 74H9ZM29 72V71H28ZM40 72H41V69H40ZM40 72H39V74H40ZM47 72V73H48ZM53 72V71H52ZM103 72V71H102ZM101 72V73H102ZM106 72V71H105ZM107 72H111L110 71V69H109V71H107ZM147 72H148V70H147ZM165 72V73H166ZM192 72V71H191ZM212 72V71H211ZM211 72H210V74H211ZM224 72V71H223ZM242 72H244V71H242ZM249 72H251L252 73V71L251 70H249ZM254 72L256 73V69L254 70ZM27 73V72H26ZM91 73V72H90ZM109 73H105V74H109ZM120 73H122L123 74V72H119V74L118 75H120ZM125 73H127L126 71L124 72V74L121 76L122 77V79L123 78H125V77H123V76H126L127 74H125ZM150 73L148 74V73H146L147 75H150ZM153 73V72H152ZM158 73V72H157ZM171 73V74H170ZM194 73H195V71H194ZM201 73V72H200ZM209 73V72H208ZM207 73V74H208ZM216 73V72H215ZM214 73V75H216ZM228 72H226V74H227ZM233 73H235V72H233ZM241 73V72H240ZM258 73H259V70H258ZM262 73V74H261ZM25 74V73H24ZM24 74H23V77H25L24 76ZM31 74V73H30ZM37 74V76L39 75L38 73H36ZM77 74V75H76ZM92 74V73H91ZM97 74V73H96ZM111 74V73H110ZM109 74V75H110ZM145 74V75H146ZM156 74V73H155ZM204 74V73H203ZM246 74V72L244 73V75ZM247 74H248V71H247ZM254 74V73H253ZM252 74V76H254ZM13 75V74H12ZM32 75V74H31ZM48 75H50V74H48ZM51 75H52V73H51ZM54 75V74H53ZM94 75V74H93ZM108 75V76H109ZM140 75V74H139ZM184 75H185V73H184ZM191 75V74H190ZM202 75V74H201ZM233 75V74H232ZM235 75V74H234ZM239 75V74H238ZM241 75V74H240ZM243 75V76H244ZM249 75V74H248ZM15 76V75H14ZM19 76V75H18ZM33 76V75H32ZM42 76V75H41ZM40 76V80L42 79V77ZM62 76L60 77V79H59V77H58V79H59V82H61L60 80H61V78H62ZM78 76V77H77ZM102 76V75H101ZM116 76H117V73H116ZM119 76V77H120ZM129 76H130V74H129ZM129 76H127L128 78H129ZM136 76V75H135ZM138 76V75H137ZM151 76V75H150ZM149 76V77H150ZM165 76V75H164ZM172 76H173V74H172ZM177 76V75H176ZM180 76H181V74H180ZM187 76V75H186ZM204 76V75H203ZM221 76V75H220ZM256 76H258L257 75V73H256ZM4 77V74H3V76H2V78ZM6 78L8 77L7 75L5 76ZM17 77V76H16ZM15 77V78H16ZM51 77V76H50ZM53 77V76H52ZM77 77V78H76ZM86 77V76H85ZM99 77V76H98ZM103 77V76H102ZM104 77H106L105 75H104ZM126 77V80L125 81H127V78ZM148 77V78H149ZM162 77V76H161ZM192 77V76H191ZM194 77V76H193ZM231 77H233V76H231ZM251 76L249 75V77L248 78H250ZM264 77V76H263ZM9 78H11V77H9ZM9 78H7V79H9ZM29 78V77H28ZM39 78V77H38ZM76 78V79H75ZM112 78V77H111ZM113 78H114V76H113ZM134 78V77H133ZM136 78V77H135ZM134 78V79H135ZM140 78V77H139ZM138 77H137V79H139ZM147 78V79H148ZM158 78V77H157ZM176 78V77H175ZM197 78V77H196ZM224 78V77H223ZM228 78V77H227ZM240 78V77H239ZM247 78V79H248ZM253 78V77H252ZM251 78V79H252ZM19 79H21L22 80V77L21 78H19ZM48 79H49V77H48ZM62 79V81L64 82V80ZM82 79V78H81ZM98 79V78H97ZM107 79H109V78H107ZM116 79V78H115ZM114 79V80H115ZM133 79V81H131L132 83H136V82H139L137 79H135L134 80ZM162 79V78H161ZM165 79V78H164ZM184 79H185V77L183 78V82H184ZM186 79H188V77H186ZM199 79V78H198ZM215 79V78H214ZM225 79H226V77H225ZM231 79V78H230ZM1 80V82L3 81V80H6L5 78H3V80L2 79H0ZM10 80V79H9ZM33 80V79H32ZM38 80V79H37ZM52 79H50V81H51ZM83 80V79H82ZM88 80V79H87ZM91 80V79H90ZM119 80V79H118ZM139 80H141V79H139ZM150 80V79H149ZM170 80H172V83H174V80H173V78L172 79H170ZM170 80L169 81H166V79H165V81L166 82H168V84L170 83ZM177 80V79H176ZM189 80V79H188ZM195 80V79H194ZM207 80V79H206ZM205 80V81H206ZM224 80V79H223ZM227 80V79H226ZM260 80V79H259ZM7 81V80H6ZM5 81V83L7 84H5L4 83V81H3V84H5L4 86L6 87V88H10L9 87V84L11 85V82L8 84L7 82ZM14 81V80H13ZM28 81H30V80H28ZM54 81V80H53ZM66 81H70V79L69 80H65V82ZM73 81V80H72ZM72 81H70V83H69V85H67L66 83H65V85L64 86H71V83H72V86L74 85L73 83H76L75 81L74 82H72ZM80 81V80H79ZM113 81V80H112ZM165 81H163L164 83H165ZM182 81V80H181ZM200 81H201V79H200ZM237 81H239V80H237ZM23 82H25V79H23ZM23 82H22V84H23ZM31 82V81H30ZM26 83L25 85H23V86H28V87H25L26 89H28V90H31L32 89V82L31 83ZM46 82V81H45ZM91 82V81H90ZM89 82V83H90ZM101 82V81H100ZM111 82V81H110ZM123 82V81H122ZM130 82V81H129ZM178 82H179V79H178ZM178 82H176L175 81V83L174 84H177ZM231 82H233V81H231ZM241 82V81H240ZM244 82V81H243ZM247 82V81H246ZM251 82V81H250ZM258 82V81H257ZM40 83H42V85L44 84L43 83V81L42 82H40ZM39 83V84H40ZM50 83V82H49ZM57 83V85H52V84H54V83H50V84H48L47 82L45 83V84H47V85H39L40 86V88H42L43 89V91H40V88L37 86V88H38V90H36L37 88H34L33 90H31L32 92H29V96H32V93L34 94V92H35V94L32 96L33 97V99H34V96H36L35 98H43L44 100L46 99V98H48L49 99V97L52 95V96H54L53 94H51L50 92H49V89H50V91L51 90H53V92L55 93L56 91H54V90H57V89H59L60 87L62 88L63 87V84L61 83V86L58 88V81L56 82ZM102 83V82H101ZM114 83V82H113ZM115 83H116V81H115ZM118 83V82H117ZM125 83H127V82H125ZM132 83H130V84H132ZM163 83V84H164ZM171 83V84H172ZM181 83V82H180ZM187 83V82H186ZM188 83H190V82H188ZM194 84H196L195 82H193ZM229 83V82H228ZM259 83V82H258ZM260 83H262V82H260ZM1 84V83H0ZM129 84V83H128ZM159 84V83H158ZM166 84V83H165ZM171 84H170V86H171ZM192 84V83H191ZM210 84V83H209ZM216 84V83H215ZM60 85V84H59ZM84 85V84H83ZM87 85V84H86ZM91 85V84H90ZM90 85H88V86H90ZM107 85V84H106ZM135 85V84H134ZM141 85V84H140ZM173 85V84H172ZM249 85H250V83H249ZM257 85V84H256ZM14 86V85H13ZM16 86H18V85H16ZM20 86V85H19ZM99 86H103V85H99ZM98 86V87H99ZM120 86H121V84H120ZM166 86H167V84H166ZM175 86V85H174ZM177 86V85H176ZM181 86V85H180ZM250 86H252V85H250ZM255 86V85H254ZM259 86V85H258ZM262 86V85H261ZM87 87V86H86ZM138 87V86H137ZM182 87V86H181ZM186 87V86H185ZM184 87V88H185ZM205 87V86H204ZM223 87V86H222ZM253 87V86H252ZM13 88V87H12ZM21 88V87H20ZM23 88V87H22ZM60 88V89H61ZM79 88V87H78ZM85 88V87H84ZM83 88V89H84ZM101 88V87H100ZM107 88H109V87H107ZM127 88V87H126ZM171 88H173V87H171ZM179 88V87H178ZM177 88V89H178ZM238 88V87H237ZM25 89V90H26ZM59 89V90H60ZM70 89V88H69ZM68 89V90H69ZM72 89V88H71ZM77 89V88H76ZM82 88H81V90H83ZM94 89H95V87H94ZM156 89V88H155ZM177 89H176V91H177ZM182 89V88H181ZM191 89V88H190ZM249 89V88H248ZM250 89H251V87H250ZM1 90V89H0ZM7 90V89H6ZM15 90V89H14ZM17 90V89H16ZM22 90V89H21ZM34 90H36V91H34ZM73 90H74V88H73ZM78 91L80 90V88L79 89H77ZM87 90V89H86ZM89 90V89H88ZM87 90V91H88ZM133 90V89H132ZM159 90V89H158ZM173 90V89H172ZM238 90V89H237ZM237 90H235L236 92H237ZM258 90L260 91V89L258 88ZM17 91H19V90H17ZM23 91V90H22ZM21 91V92H22ZM61 91V90H60ZM74 91H76V90H74ZM85 91V90H84ZM84 91H83V93H84ZM155 91V90H154ZM180 91V90H179ZM179 91H177V92H179ZM189 91H191V90H189ZM229 91H230V89H229ZM234 91V92H235ZM239 91V90H238ZM1 92V91H0ZM3 92H4V89H3ZM3 92L1 93V94H3ZM7 92H8V90H7ZM6 92V93H7ZM13 92L14 91H12V94H13ZM26 92V91H25ZM59 92V91H58ZM63 92V91H62ZM96 92V91H95ZM182 92V93H181ZM257 92V91H256ZM9 93H11V91L9 90ZM9 93H7V94H9ZM18 93V92H17ZM31 93V94H30ZM67 93H69V92H67L66 91V94H65V96L67 95ZM71 93V92H70ZM125 93V92H124ZM130 93V92H129ZM155 93V92H154ZM158 93H160V92H158ZM180 93V94H179ZM178 93V95H181V94H183V91H180ZM262 93V92H261ZM11 94V95H12ZM16 94V93H15ZM14 94V96H16ZM19 94V93H18ZM17 94V95H18ZM23 94V93H22ZM56 94V93H55ZM60 94V93H59ZM76 94V93H75ZM77 94H78V92H77ZM80 94H81V91H80ZM104 94V93H103ZM171 94V93H170ZM176 94V93H175ZM189 94V93H188ZM256 94V93H255ZM56 95H58V94H56ZM61 95V94H60ZM71 95H73V94H71ZM70 95V96H71ZM82 95V94H81ZM86 95H88V94H86ZM104 95H106V94H104ZM197 95V94H196ZM254 95V94H253ZM9 96V97H8ZM7 97H8V99L9 98H11L12 99V101L11 102H14L17 98H19V97H16V99L14 98V100H13V98L12 97H10V95H8ZM13 96V97H14ZM38 96V97H37ZM51 96V97H52ZM59 96V95H58ZM57 96V97H58ZM63 96V95H62ZM61 96V97H62ZM95 96V95H94ZM158 96V95H157ZM159 96H160V94H159ZM262 96V95H261ZM5 97V96H4ZM23 97L25 98V96L23 95ZM68 97H69V95H68ZM82 97V96H81ZM130 97V96H129ZM145 97H147V96H145ZM177 97V96H176ZM199 97V96H198ZM257 97H260V96H257ZM30 98V97H29ZM65 98V97H64ZM63 98V99H64ZM75 98V97H74ZM73 98V99H74ZM95 98V97H94ZM100 98V97H99ZM106 98V97H105ZM104 98V99H105ZM163 98V97H162ZM5 99H6V97H5ZM7 99V100H8ZM21 99H23L22 97H21ZM26 99H27V97H26ZM33 99H31L30 98V100H33ZM38 99H35V100H37V101H35V102H38L39 100ZM72 99V98H71ZM70 99V100H71ZM83 99V98H82ZM92 99V98H91ZM101 99V98H100ZM126 99V98H125ZM132 99V98H131ZM134 99V98H133ZM150 99V98H149ZM160 99V98H159ZM180 99V98H179ZM188 99H189V97H188ZM193 99V98H192ZM259 99V98H258ZM261 99V98H260ZM259 99V100H260ZM17 100H19V102H20V98L19 99H17ZM16 100V101H17ZM29 100V99H28ZM30 100H29V102H30ZM42 100V99H41ZM51 99H49V101H50ZM58 101H59V99H57ZM66 100V99H65ZM68 100V99H67ZM96 100V99H95ZM119 100H121V99H119ZM130 100V99H129ZM158 100V99H157ZM175 100V99H174ZM178 100V99H177ZM181 100H182V98H181ZM180 100V101H181ZM10 101V100H9ZM15 101V103H13V105L11 106H9V107H14V104L15 105H17V102ZM26 102L25 101V99H23L22 101H21V103L22 102ZM43 101V100H42ZM46 101H47V99H46ZM52 101V100H51ZM50 101V102H51ZM53 101H56V99L55 100H53ZM53 101H52V103H53ZM57 101V102H58ZM132 101V100H131ZM160 101V100H159ZM195 101V100H194ZM197 101V100H196ZM255 101V100H254ZM253 101V102H254ZM2 102V101H1ZM8 102V101H7ZM62 102V101H61ZM66 102V101H65ZM64 102V103H65ZM72 102V101H71ZM90 102H91V100H90ZM104 102V101H103ZM110 102V101H109ZM116 102V101H115ZM134 102V101H133ZM143 102V101H142ZM144 102H146V101H144ZM152 102V101H151ZM168 102V101H167ZM171 102V101H170ZM178 102V101H177ZM193 102V101H192ZM192 102H190V103H192ZM201 102V101H200ZM253 102H252V104H251V106L249 107L248 105H246L247 106V108L245 109H243L244 111L243 112H241L240 111V119L238 118V120H239V122H240V120L241 119H243L244 118V122L246 121V123L248 122L247 120H248V117L247 116H249V118H250V123L249 124H252V123H254L255 121H258V120H261L259 117H257L258 115H259V113L257 112V110L259 109V108H257V107H253L252 105H254L253 104ZM256 102V101H255ZM10 103V102H9ZM8 103V104H9ZM32 103V102H31ZM44 103V102H43ZM55 103V102H54ZM59 103V102H58ZM68 103H70V101L68 102ZM101 103V102H100ZM99 103V104H100ZM106 103V102H105ZM111 103V102H110ZM113 103V102H112ZM119 103V102H118ZM128 103V102H127ZM153 104H154V101L152 102ZM160 103V102H159ZM161 103H163V101L161 102ZM160 103V104H161ZM189 103V102H188ZM189 103V104H190ZM251 103V102H250ZM249 103V104H250ZM2 104V103H1ZM18 104H20V103H18ZM25 104V103H24ZM39 104H41V103H39ZM56 104V103H55ZM73 104V103H72ZM78 104V103H77ZM85 104V103H84ZM83 104V105H84ZM92 104V103H91ZM94 104V103H93ZM97 104V103H96ZM124 104V103H123ZM138 104H139V102H138ZM153 104H151V105H153ZM185 104H187V103H185ZM194 104V103H193ZM201 104H203V103H200L199 105H201ZM208 104V103H207ZM3 105V104H2ZM6 105V104H5ZM54 105V104H53ZM52 105V106H53ZM73 105H75V104H73ZM98 105V104H97ZM104 105V104H103ZM121 105V104H120ZM145 105V104H144ZM149 105V104H148ZM163 105V104H162ZM192 105V104H191ZM233 105V104H232ZM19 106V105H18ZM26 108L25 107H22V109H27V103H26ZM30 106H33V105H30ZM37 105H35V107H36ZM39 106V105H38ZM37 106V107H38ZM43 106V105H42ZM58 106H60V105H58ZM61 106H63V107H61ZM61 110H62V115L59 113V115L60 116H58V115H50L49 116V118H50V120L48 119V118H46L47 120H49V122H51L52 120H53V118H59L60 120H61V117L63 116V118L65 119V118H67L68 116L69 117H71V116H73V115H75V113H78V111L76 110V108L74 107V106H72V105H70V104H61ZM78 106V105H77ZM99 107H100V105H98ZM107 106V105H106ZM105 106V107H106ZM174 106H176V105H174ZM194 106V105H193ZM196 106H198L197 105V103H196ZM204 106H205V104H204ZM208 106V105H207ZM219 106V105H218ZM254 106H257V105H254ZM1 107V106H0ZM34 107V108H35ZM40 107H41V105H40ZM49 107H50V105H49ZM56 107V106H55ZM79 107V106H78ZM107 107H109V106H107ZM123 107V106H122ZM141 107V106H140ZM177 107V106H176ZM203 107V106H202ZM216 107V106H215ZM15 108V107H14ZM13 108V109H14ZM54 109V107H50L49 109ZM59 108V107H58ZM81 108V107H80ZM104 108V107H103ZM119 108V107H118ZM138 108V107H137ZM146 108V107H145ZM175 108V107H174ZM173 108V109H174ZM198 108V107H197ZM11 109V108H10ZM18 109V108H17ZM22 109H20V111L22 110ZM30 109V108H29ZM36 109H38V108H36ZM35 109V110H36ZM40 109V108H39ZM39 109H38V111H39ZM42 109V108H41ZM43 109H45V108H43ZM48 109V108H47ZM51 109V110H52ZM77 109H79V108H77ZM107 109V108H106ZM148 109V108H147ZM172 109V110H173ZM216 109V108H215ZM221 109H223V108H221ZM15 110V109H14ZM34 110V109H33ZM56 110H58V111H56ZM55 111L56 112H59V109H56ZM86 110V109H85ZM150 110V109H149ZM148 110V111H149ZM156 110V109H155ZM171 110V109H170ZM177 108H176V112H177ZM191 110V109H190ZM224 110V109H223ZM223 110H222V112H223ZM262 110H264V109H262ZM16 111V110H15ZM28 112L30 111V110H27ZM26 111V112H27ZM45 111V110H44ZM54 111V112H55ZM77 111V112H76ZM113 111H114V109H113ZM136 111H139V110H136ZM135 111V112H136ZM146 112H147V110H145ZM183 111H185V110H183ZM182 111V112H183ZM192 111V110H191ZM201 111H203V110H201ZM205 111V110H204ZM221 111V110H220ZM220 111H218V112H220ZM236 111H238V110H236ZM235 111V112H236ZM2 112V111H1ZM6 112H8V111H6ZM5 112V113H6ZM12 112V111H11ZM25 112V111H24ZM33 112V111H32ZM40 112V111H39ZM52 112H53V110H52ZM56 112H55V114H56ZM81 112V111H80ZM90 112V111H89ZM88 112V113H89ZM99 112V111H98ZM157 112H158V110H157ZM210 112V111H209ZM213 112H214V109H213ZM235 112H233V115L235 116ZM255 112H257L258 113V115H257V113H256V115H255ZM261 112H264V111H261ZM4 113V112H3ZM2 113V114H3ZM9 113V112H8ZM8 113H6V114H8ZM14 113V112H13ZM15 113H17V112H15ZM20 113V112H19ZM44 113V112H43ZM50 113H51V111H50ZM92 113V112H91ZM94 113V112H93ZM103 113V112H102ZM147 113H149V112H147ZM162 113V112H161ZM179 113H180V111H179ZM184 113V112H183ZM196 113V112H195ZM198 113H199V111H198ZM203 113V112H202ZM201 113V114H202ZM235 113V114H234ZM250 113H251V116L252 117H250ZM254 114V116H256V117H254L253 118V114ZM6 114H5V116H6ZM25 114V113H24ZM44 114H46V113H44ZM52 114V113H51ZM54 114V113H53ZM58 114V113H57ZM127 114V113H126ZM150 114V113H149ZM155 114V113H154ZM164 114V113H163ZM169 114V113H168ZM173 114V113H172ZM185 114V113H184ZM192 114H194L193 112H192ZM238 114V113H237ZM249 114V115H248ZM4 115V114H3ZM47 115V114H46ZM77 115V114H76ZM81 115H82V113H81ZM93 115V114H92ZM102 115H104V114H102ZM134 115V114H133ZM140 115V113H138V116ZM182 115V114H181ZM181 115H179L180 116V118H183ZM189 115V114H188ZM190 115H191V113H190ZM206 115H208V114H206ZM209 115H210V113H209ZM212 115H214V114H211V116ZM238 115V116H239ZM264 115V114H263ZM9 116V115H8ZM51 116H52V118H51ZM88 116V115H87ZM91 116V115H90ZM105 116V115H104ZM113 116V115H112ZM111 116V117H112ZM129 116V115H128ZM155 116H156V114H155ZM168 116H170V115H168ZM174 116H175V114H174ZM211 116H209L210 118V122L208 121V123H207V121H206V128H204V127H201V126H199L200 128L199 129H197V128H194L193 126V128H187V125L186 126H184V125H181V126H184V127H179V128H177L176 126H175V128H173V127H169V125H168V129H166V131L168 130H170V131H172L173 133H171L170 131V134L169 133H165L164 131H162V130H165V128L163 127V129L161 130V128L162 127H158L159 129H156L157 127H154L153 129H149L148 131H145V132H143V134L141 133V135L142 136H144L145 138H147V140L148 141H150V143L152 144L151 146H158V144H160L161 146H162V143L164 144V145H166V150H167V153H164V155L166 156V154L168 155V157H165V156H161V158H158L159 160L157 161L159 164H157L155 161L156 160H154L153 161V159L151 160V161H149V157H148V161L149 162H151V163H149V162H147V163H144L145 165H144V171L146 170H148V173L150 174V176L151 177H154V176H156V175H160V176H163L164 177V175H168V174H170V173H175L176 175H178L177 176V180H173V182H175V184H177L176 186H179L180 184V186L181 187H183L185 184L187 185V184H189L190 182H194L195 184H193V185H197L196 183H198V185L197 186H199V184H204V182L205 183H207V181H212L211 180V178L209 177L210 175H208L207 176V174H205V173H202L201 174V171H200V173H199V171H198V173L197 172H195V174H193V172H191L192 174H193V176L191 175V176H187V177H185V175H188V173H190V171L194 168V167H198V166H196V165H193V163H195V161H199V162H201L202 160H204V159H200V160H198V158H197V156L199 155L200 157H201V155L203 156L204 155V151L206 150H204V148L202 149V146H203V143H208L207 144V146L209 147V143H218V144H221L222 143V141H223V138L224 137H221V136H219V135H216V134H214V129H216V128H214L215 126H217V125H215L214 126V123H215V118H217V117H211ZM217 116V115H216ZM225 116V115H224ZM68 117V118H69ZM98 117V116H97ZM110 117V118H111ZM134 117H136V116H134ZM140 117H142V116H139V118ZM151 117H152V115H151ZM163 117V116H162ZM195 117V116H194ZM220 117H222L221 116V114H220ZM227 117H228V115H227ZM237 117V116H236ZM235 117V118H236ZM35 118V117H34ZM62 118V119H63ZM101 118H102V116H101ZM104 118V117H103ZM154 118V117H153ZM157 118V117H156ZM186 118V117H185ZM197 118V117H196ZM199 118V117H198ZM202 118V117H201ZM200 118V119H201ZM207 119H208V116L206 117ZM258 118V119H257ZM45 119V120H46ZM64 119H63V121H64ZM135 119V118H134ZM164 119H165V117H164ZM169 119H171V118H169ZM218 119V118H217ZM247 119V120H246ZM44 120V119H43ZM44 120V121H45ZM59 120V121H60ZM67 120V119H66ZM68 120H70L71 122H72V120L71 119H68ZM82 120V119H81ZM103 120V119H102ZM101 120V121H102ZM142 120V119H141ZM147 120V119H146ZM149 120V119H148ZM161 120V119H160ZM202 120V119H201ZM263 120V119H262ZM40 121H41V119H40ZM54 122H55V119L53 120ZM63 121H61L60 122V125H58L59 124V122H58V119L56 120V123H54L55 125L57 124L58 126L56 127L54 124H53V127H52V124L51 123H53V122H51L50 124L49 123H47L46 121L45 122H42L41 121V124L40 125H42V127L39 129V126L37 125V124H35L36 126V129L39 131V132H41V131H43V130H41L42 128L44 129V130H47V129H51V131L53 130V131H55L56 130V128H58L57 130H59L62 126H61V124L63 123ZM75 121V120H74ZM134 121V120H133ZM157 121H159V120H157ZM177 121V120H176ZM180 121V120H179ZM187 121H188V119H187ZM194 121V120H193ZM222 121H223V117H222ZM225 121H227V120H224V122ZM233 121V120H232ZM37 122H39V121H37ZM67 122V121H66ZM65 122V123H66ZM87 122V121H86ZM162 122V121H161ZM170 122V121H169ZM178 122V121H177ZM183 122V121H182ZM201 122V121H200ZM199 122V123H200ZM221 122V121H220ZM242 122V121H241ZM252 122V123H251ZM259 122H261V121H259ZM3 123V122H2ZM2 123H0L1 125H2ZM65 123H64V126H65ZM70 123V122H69ZM73 123V122H72ZM130 123V122H129ZM149 123H150V121H149ZM155 123V122H154ZM167 123V122H166ZM174 123V122H173ZM190 123V122H189ZM198 123V124H199ZM227 123V122H226ZM245 123V124H246ZM262 123V122H261ZM8 124L9 123H7V127H8ZM15 124V123H14ZM12 125V124H10V125H12L10 128H11V130H10V128H8L9 130H10V132L11 133H13V131L15 132V133H13V136L15 137V135L14 134H20L21 133V136H19V137H21L20 139H22V140H20L18 137L16 138V141L18 142V139H19V141L23 144H26L25 142H26V140L27 139H29V140H31V139H33V137H35V135H33V137H31V139L30 138H28L27 137V135L29 134H25V133H22L21 132V130L19 129V128H17L16 127V125ZM94 124V123H93ZM126 124V123H125ZM151 124V123H150ZM157 124V123H156ZM158 124H160V123H158ZM157 124V125H158ZM164 124V123H163ZM162 124V125H163ZM168 124V123H167ZM177 124V123H176ZM218 124H221V123H218ZM232 124L234 125V123L232 122ZM244 124V125H245ZM248 124V125H249ZM4 125V124H3ZM2 125V126H3ZM20 125V124H19ZM68 125H71V124H68ZM68 125L66 124V127H68ZM130 125V124H129ZM149 125V124H148ZM180 125V124H179ZM192 125V124H191ZM190 125V126H191ZM201 125V124H200ZM207 125H209V126H207ZM227 125V124H226ZM230 125H231V123H230ZM232 125V126H233ZM247 125V126H248ZM252 125H254V124H252ZM251 125V126H252ZM6 126V125H5ZM15 126V127H14ZM27 126V125H26ZM38 126V127H37ZM55 126V127H54ZM64 126L62 127V130L64 129ZM151 126H153V125H151ZM159 126V125H158ZM161 126V125H160ZM164 126V125H163ZM189 126V125H188ZM228 126V125H227ZM226 126V127H227ZM235 126V125H234ZM240 126V125H239ZM259 127H260V125H258ZM264 126V125H263ZM7 127H5V128H7ZM20 127V126H19ZM24 127V126H23ZM28 127V126H27ZM34 127V128H35ZM60 127V128H59ZM218 127V126H217ZM250 127V126H249ZM249 127L247 128L248 130H250L249 129ZM5 128H3V129H5ZM46 128V129H45ZM71 128V127H70ZM204 128V129H203ZM221 128V127H220ZM229 128V127H228ZM245 128V127H244ZM253 128V127H252ZM251 128V129H252ZM256 128V127H255ZM262 128V127H261ZM8 129H6V130H8ZM33 129V128H32ZM36 129H34L33 131H34V134L36 133V132H38V131H35ZM55 129V130H54ZM67 128H65L64 129V131L66 130ZM72 129V128H71ZM78 129H80V128H78ZM226 129V128H225ZM225 129H223V130H225ZM258 129V128H257ZM263 129V128H262ZM261 129V130H262ZM24 130H26V128L24 129ZM56 130V131H57ZM61 130V129H60ZM59 130V131H60ZM61 130V131H62ZM74 130V129H73ZM175 130V131H174ZM218 130H219V128H218ZM230 130V129H229ZM233 130V129H232ZM236 130H238V129H236ZM244 130H246V129H244ZM248 130L246 131V132H248ZM254 130V129H253ZM1 131V130H0ZM3 131V130H2ZM1 131V132H2ZM161 131H162V133H161ZM217 131V130H216ZM239 131V130H238ZM243 131V130H242ZM255 131V130H254ZM0 132V137L1 138H4V136L5 135H10V134H5V132H4V134H3V136H2V133ZM25 132V131H24ZM140 132V131H139ZM225 132H226V130H225ZM236 132V131H235ZM240 132V131H239ZM251 132V131H250ZM258 132V131H257ZM58 133V132H57ZM60 133V132H59ZM62 133V132H61ZM59 134V135H61L62 136V134ZM128 133V132H127ZM190 133V134H189ZM218 133H219V131H218ZM222 133H223V131H222ZM237 133V132H236ZM24 134V135H23ZM53 134V133H52ZM63 134H65L64 132H63ZM72 134H73V132H72ZM17 135V136H18ZM55 135V134H54ZM71 135V134H70ZM130 135V134H129ZM12 136V137H13ZM23 136V137H22ZM43 136V135H42ZM41 136V137H42ZM128 136V135H127ZM220 138H222V140H220L221 141V143H219L220 141L218 140L219 139V137ZM9 137V136H8ZM8 137L6 136V138H4L6 141H4V142H7L6 144L7 145H10L9 143V141H7L8 140ZM50 137V136H49ZM218 137V138H217ZM226 137V136H225ZM43 138V137H42ZM58 138V137H57ZM65 138V137H64ZM99 138V137H98ZM125 138H126V136H125ZM131 138V137H130ZM136 138V137H135ZM226 138H228V137H226ZM225 138V139H226ZM251 138H252V136H251ZM3 139V140H4ZM10 139H11V137H10ZM14 138H12V140H13ZM49 139V138H48ZM132 139V138H131ZM139 139V138H138ZM2 140V139H1ZM2 140V141H3ZM28 140V141H29ZM37 140V139H36ZM45 140V139H44ZM43 140V141H44ZM59 140V139H58ZM122 140V139H121ZM228 140V139H227ZM227 140L225 141L226 143H227ZM235 140V139H234ZM38 141V140H37ZM223 141V144L225 143ZM15 142V141H14ZM31 142H32V140H31ZM42 142V141H41ZM66 142V141H65ZM121 142V141H120ZM229 142V141H228ZM2 143V142H1ZM11 143H13V142H11ZM16 143V142H15ZM129 143V142H128ZM217 143H216V145H217ZM225 143V144H226ZM263 143H264V141H263ZM30 144V143H29ZM33 144V143H32ZM65 144V143H64ZM63 144V145H64ZM88 144H90V143H88ZM101 144L103 145L104 143L103 142H101ZM110 144V143H109ZM109 144L107 145V144H104L102 147V149H100V150H102V151H104L105 149H107L108 148V146H109ZM223 144H221V147H222V145ZM233 144V143H232ZM3 145V147H5V145L4 144H2ZM34 145V144H33ZM47 145V144H46ZM68 145V144H67ZM91 145V144H90ZM89 145V146H90ZM96 145V144H95ZM211 145V144H210ZM214 145V144H213ZM216 145H215V148H216ZM45 146V145H44ZM86 146V145H85ZM84 146V147H85ZM92 146V145H91ZM100 146V145H99ZM134 146V145H133ZM153 146V147H154ZM204 146H206V145H204ZM206 146V148H208ZM218 146H220V145H218ZM58 147V146H57ZM65 147H67L66 145H65ZM71 147V146H70ZM97 147V146H96ZM109 147H111V146H109ZM129 147V146H128ZM136 147V146H135ZM134 147V148H135ZM163 147V146H162ZM224 147V146H223ZM9 148V147H8ZM26 148V147H25ZM33 148V147H32ZM39 148H40V146H39ZM86 148H88L87 146H86ZM91 148V147H90ZM95 148V147H94ZM100 148V147H99ZM163 148H165V147H163ZM214 148V147H213ZM219 148V147H218ZM227 148H228V145H227ZM5 149H6V147H5ZM4 149V150H5ZM63 149V148H62ZM65 149V148H64ZM68 149V148H67ZM71 149V148H70ZM89 149V148H88ZM111 149V148H110ZM113 149V148H112ZM111 149V150H112ZM117 149V148H116ZM157 149H160V150H165V149H161V148H157ZM229 149V148H228ZM234 149V148H233ZM247 149V148H246ZM7 150H9V149H7ZM6 150V151H7ZM31 150V149H30ZM61 150V149H60ZM66 150V149H65ZM69 150V149H68ZM73 150V149H72ZM72 150H70V151H72ZM84 150V149H83ZM90 150V149H89ZM108 150V149H107ZM110 150V151H111ZM127 150V149H126ZM160 150H159V152L158 153H160L161 154V152H160ZM165 150V151H166ZM170 150V151H169ZM172 150V151H171ZM204 150V151H203ZM208 150V149H207ZM210 150V149H209ZM225 150H226V148H225ZM11 151V150H10ZM16 151V150H15ZM26 151V150H25ZM37 151V150H36ZM79 151V150H78ZM93 151V150H92ZM101 151V152H102ZM109 151V152H110ZM116 151V150H115ZM136 151V150H135ZM156 151V150H155ZM164 151V152H165ZM217 151V150H216ZM222 151V150H221ZM14 152V151H13ZM29 152V151H28ZM46 152V151H45ZM58 152V151H57ZM56 152V153H57ZM73 152H75V151H73ZM72 152V154H74ZM88 152V151H87ZM105 153L107 152L108 153V151H104ZM114 152V151H113ZM207 152V151H206ZM260 152V151H259ZM9 153V152H8ZM30 153V152H29ZM35 153V152H34ZM61 153H63V152H61ZM65 153V152H64ZM63 153V154H64ZM82 153V152H81ZM199 153V154H198ZM201 153H203V154H201ZM208 153V152H207ZM207 153H206V157H207ZM211 153H213V152H211ZM214 153H215V151H214ZM214 153H213V156H214ZM219 153V152H218ZM224 153V152H223ZM234 153V152H233ZM5 154V153H4ZM49 154V153H48ZM66 154V153H65ZM64 154V155H65ZM77 154V153H76ZM79 154V153H78ZM77 154V155H78ZM125 153H123V155H124ZM127 154V153H126ZM133 154V153H132ZM154 154V153H153ZM198 154V155H197ZM201 154V155H200ZM6 155V154H5ZM22 155V154H21ZM63 155V156H64ZM70 155V154H69ZM68 155V156H69ZM87 155V154H86ZM104 155V154H103ZM122 155V156H123ZM209 155V154H208ZM218 155H220V154H218ZM231 156H232V154H230ZM229 155V156H230ZM19 156V155H18ZM17 156V157H18ZM31 156V155H30ZM45 156V155H44ZM47 156V155H46ZM98 156V155H97ZM125 156V155H124ZM156 156V155H155ZM154 156V157H155ZM217 156V155H216ZM223 156V155H222ZM228 156V157H229ZM234 156V155H233ZM232 156V157H233ZM23 157H25V156H23ZM41 157H43V156H41ZM72 157H73V155H72ZM75 157V156H74ZM73 157V158H74ZM79 157V156H78ZM104 157V156H103ZM103 157H102V159H103ZM107 157V156H106ZM126 157H128L127 155H126ZM141 157V156H140ZM158 157V156H157ZM159 157H160V155H159ZM30 158V157H29ZM65 158V157H64ZM77 158V157H76ZM87 158V157H86ZM89 158V157H88ZM87 158V159H88ZM97 158V157H96ZM99 158V157H98ZM121 158V157H120ZM123 158V157H122ZM137 157H135L134 156V159L135 160H132V162L133 163H135L134 161H136L137 160V162H138V159H136ZM147 158V157H146ZM145 158V159H146ZM203 158V157H202ZM226 158V157H225ZM234 158V157H233ZM1 159H2V161H0V169L1 170H9V168H10V165H9V167L7 166L8 164H10V163H8L7 165L5 164V158H3V155L1 156ZM0 159V160H1ZM31 159V158H30ZM54 159V158H53ZM67 159V158H66ZM101 159V158H100ZM129 159H131V158H129ZM207 158H205V160H206ZM213 159V158H212ZM224 159V158H223ZM240 159H241V156H240ZM4 160V161H3ZM14 160V159H13ZM38 160H40V159H38ZM65 160V159H64ZM75 160V159H74ZM77 160V159H76ZM105 160H107V159H104V162H105ZM127 159H125V161H126ZM211 160V159H210ZM221 160V159H220ZM231 160H232V158H226V160H224L225 161V163L227 162V163H229V162H231ZM234 160V159H233ZM19 161V160H18ZM48 161V160H47ZM55 161V160H54ZM56 161H58V160H56ZM68 161V160H67ZM70 161V160H69ZM86 161V160H85ZM93 161V160H92ZM124 161V162H125ZM131 161V160H130ZM207 161H209V160H207ZM217 161V160H216ZM222 161V160H221ZM243 161V160H242ZM25 162V161H24ZM45 162V161H44ZM59 162V161H58ZM61 162V161H60ZM73 162V161H72ZM71 162V163H72ZM77 162V161H76ZM76 162H75V164H76ZM100 162V161H99ZM102 162V161H101ZM112 162V161H111ZM132 162H129V160L127 161V163H128V166H130L127 170H129V172L130 173H126L127 171H125V166L123 167L124 169H123V171L120 173V175H123V178L125 179V178H127L128 176H130L132 173H133V175L134 176H139V175H136L137 174V170H138V168L139 167H142V166H139V167H137L136 168V166H131V165H133V164H131V165H129V163H132ZM144 162V161H143ZM146 162V161H145ZM152 162H155V163H152ZM219 162V161H218ZM223 162V161H222ZM235 162V161H234ZM254 162V161H253ZM29 163H30V161H29ZM50 163V162H49ZM48 163V164H49ZM65 163H66V160H65ZM67 163H69V162H67ZM149 163V164H148ZM203 163H205L206 164V162L204 161ZM202 163V168H207V164H206V166L204 167L203 164ZM211 163V162H210ZM233 163V162H232ZM27 164V163H26ZM51 164V163H50ZM49 164V165H50ZM70 164V163H69ZM74 164V163H73ZM72 164V165H73ZM192 164V165H191ZM197 164V163H196ZM12 165V164H11ZM16 165H17V163H16ZM55 165H56V163H55ZM61 165V164H60ZM135 165V164H134ZM139 165V164H138ZM208 165H211V164H208ZM221 165V164H220ZM222 165H224V164H222ZM20 166H22V164L20 165ZM63 166V165H62ZM77 164L76 165H74V167L75 168H80V169H78V170H76V171H81V172H77V173H80L82 176V179H83V181H84V183L85 182H87L86 184H89V183H92V182H94V178H92L93 176L95 177V174H96V172H93V173H95L93 176L91 175L92 174V172H91V174H89V172L87 171V168L89 167H86V168H81V166L79 167V166H77ZM83 166V165H82ZM86 165H84L83 167H85ZM97 166V165H96ZM212 166V165H211ZM215 166V165H214ZM226 166V168L227 169H232L231 168V165H229V164H227V165H225ZM69 167V166H68ZM106 167V169H108V171L107 172H103V174H102V172L101 173H99L96 169H102V171L104 170L105 171V169H103V168H105ZM105 167H97L96 169H95V166L93 167L94 168V171L96 170L98 173L96 174L97 176L95 177V178H97V177H99V175L98 174H102L101 176H100V178L103 176V178L104 179H107V178H105V177H107V175L109 174L110 175V177L111 178H113V177H115L116 178V176L115 175H117L116 173H118V171H116V170H114V168H110L108 165L107 166H105ZM120 167V166H119ZM234 167V166H233ZM257 167V166H256ZM18 168H20V167H18ZM21 168H23V167H21ZM20 168V169H21ZM41 168V167H40ZM49 168V167H48ZM71 168V167H70ZM74 168V169H75ZM121 168H122V166H121ZM121 168H118L119 170H121ZM242 168V167H241ZM240 168V169H241ZM11 169V168H10ZM42 169H44V167L43 168H41L40 170H42ZM53 169V168H52ZM64 169V168H63ZM69 169V168H68ZM73 169V168H72ZM141 171L143 170V169H141V168H139ZM222 169H224L225 170V168H222ZM221 169V170H222ZM239 169V170H240ZM55 170V169H54ZM57 170V169H56ZM55 170V171H56ZM86 170V171H85ZM93 170V169H92ZM199 170V169H198ZM234 170V169H233ZM3 171H1V172H3ZM12 171V170H11ZM20 171V170H19ZM38 171V170H37ZM54 171V172H55ZM75 171V172H76ZM144 171H142V172H144ZM262 171V170H261ZM41 172H43V170L41 171ZM62 172V171H61ZM68 172V171H67ZM120 172V171H119ZM126 173V174H122V173ZM135 172H136V174H135ZM203 172V171H202ZM239 172V173H238ZM236 174H234V176L235 175H237V177H234V178H236V179H234L233 177L232 178H229L228 180L230 181V180H232V181H236V185H237V183H241V184H249L250 182H252V177H253V173H250V171H248V169L247 168H245V169H242L241 171H238ZM263 172V171H262ZM8 173V172H7ZM37 173V172H36ZM45 173V172H44ZM69 173H70V171H69ZM76 173V174H77ZM104 173H108V174H106V176H104ZM141 172H139L138 174H140ZM190 173V174H191ZM233 173H234V171H233ZM256 173V172H255ZM2 174H4L3 176L1 175V173H0V178L2 177V179L0 180V181H2L3 182V179L4 178H6V179H8L7 181L9 182V180H10V177H11V175H9V174H7L6 176H5V173H2ZM34 174V173H33ZM54 174V173H53ZM62 174H64V173H62ZM61 174V175H62ZM73 174V173H72ZM75 174V175H76ZM128 174V175H127ZM130 174V175H129ZM147 174V173H146ZM214 174V173H213ZM9 175V176H8ZM64 175H66V173L64 174ZM63 175V176H64ZM68 175H70V174H67V176ZM91 175V176H90ZM109 175H108V180H109ZM118 175H119V173H118ZM132 175V176H133ZM142 175V174H141ZM172 175H174V174H172ZM263 175H264V173H263ZM7 176H8V178H7ZM37 176V175H36ZM41 176V175H40ZM43 176V175H42ZM45 176H47V175H45ZM62 176V177H63ZM72 176V175H71ZM79 176V175H78ZM77 176V177H78ZM131 176V177H132ZM159 176V177H160ZM170 176V175H169ZM175 176V175H174ZM239 176V177H238ZM261 176H262V174H261ZM261 176H258V177H261ZM15 177V176H14ZM13 177V178H14ZM80 177V178H81ZM120 177V176H119ZM146 177V176H145ZM229 177V176H228ZM255 177H257V176H255ZM58 178V177H57ZM64 178V177H63ZM66 178V177H65ZM63 179V180H68L69 179V177H68V179L66 178V179ZM73 178V176L71 177V179ZM102 178V179H103ZM118 178V177H117ZM123 178H121V179H123ZM129 178V177H128ZM154 178H156V177H154ZM162 178V177H161ZM171 178V177H170ZM169 178V179H170ZM172 178H173V176H172ZM207 178V179H206ZM210 178V180H208ZM215 178V177H214ZM225 178H226V176H225ZM264 178V177H263ZM22 178H20V179H17V177H16V179H12V177H11V181L13 182H16V181H18V182H16L17 184L19 183V181H22V183H24L23 185H22V183L20 182L19 184V186L18 185H16V188H15V183L13 184L12 182H9V185H11V186H9V188L10 187H13L14 186V188L13 189H17V190H19L20 189V191H19V194H18V196L16 197V198H14L15 197V194L16 193H18L17 191H15V190H12V191H15V192H13L14 194H12V195H14V197H10V192H4V190H3V193H7V195L5 194V195H2L3 193H1L2 191H0V245H2L1 247H5V245L7 244V246H10V249H13V248H11L12 246L14 247H21V246H25V247H27V246H32V245H38V244H49V243H53V244H66V245H69V246H71V245H73V246H76L77 248H79V249H81V252L83 251V253L82 254H87L89 257H114V256H131V258L132 257H134L137 261H139L141 264H146V263H148L147 261H149V262H151L152 264H156V262H157V255L158 254H165V250H166V248L167 247H169L170 246V248H172L171 247V245H174L175 244V248H179V247H182V248H180V251H181V249H187V251H183V252H180L179 251V254L177 255V259L175 258V256L173 257V258H175V263L174 264H196V261H193L192 260V257L193 256H195V255H193V253L191 252L192 250H191V248H193V245H195V242L197 243V244H199L200 245V241H202L203 242V238L201 237L200 238V236L201 235H199L197 232H191V233H189V235H185L186 237H184V235H182L183 233H181L179 236H176L175 238H171L170 236H165V234L164 235H162L163 234V232L162 233H157V234H155V232L154 231H152V229H153V227L150 229H148V230H146L147 228H148V226H149V220H151V219H149V220H147V226L145 225V226H143L144 225V223L146 224V221H144V220H146V218H145V216H141V215H136V214H139L140 212H141V210H142V208H144V209H147L148 210V208H147V199H148V197L151 195V197H154V196H152V195H154L155 194V196H156V193L157 192H165L167 189L169 190L170 189V184L172 183H168L169 181H167L166 183L165 182H162V183H164L163 185L161 184H158V186H147L146 188H144L143 190H141L140 189V187H138L140 190H136V188H135V190L136 191H131V193H128V192H126V193H121V192H119V193H117V192H115V193H111V194H107V195H104V194H100V193H98L99 191H97V193H93V194H91L90 192H84V191H73V190H67V189H59L58 191H60V192H56L57 191V188L54 190H50V188H49V186H46V184H44L43 185V187H41L40 186V184H38V188H39V186H40V189L41 190H43V188H44V191H43V193H44V196H43V193H41V192H39V193H41L42 194V197H43V199L45 200V199H47L48 197V199H50L49 201H51V205L52 206H54V202L55 201H57L56 203L58 204V205H56L55 204V206H57V208H54V210L52 209L53 207L52 206H49V204H48V202H44L43 203V201L44 200H42V197L41 196H39V197H36L38 194H34V193H31L33 196H34V199L35 198H38V199H36V202H34L35 200L34 199H30V201L28 202V204H26V203H24L22 200H24L25 199V202H27L26 201V198L28 197V198H30L29 196H31V194L30 193H23V192H26L27 191V188L29 189V187L31 186H29L28 187V183L30 184L31 182H26V180H25V182H23V180H21ZM94 179V180H93ZM98 179V178H97ZM114 179V178H113ZM120 179V180H121ZM124 179H123V181H118V183H117V186H122V188L123 187H125L126 185V181L127 180H125V182H124ZM135 179V178H134ZM137 179V178H136ZM139 179V181L141 180L140 178H138ZM160 179V178H159ZM255 179V178H254ZM257 179V178H256ZM261 179H262V177H261ZM44 180V179H43ZM50 180V179H49ZM61 180V179H60ZM80 180V179H79ZM147 180V179H146ZM204 180H207V181H204ZM217 181L219 180V182H215V184L216 183H218V184H220L221 182H220V180H221V178L220 177H218V179H216ZM223 180H227V178L226 179H223ZM259 180H260V178H259ZM6 181V180H5ZM4 181V182H5ZM6 181V182H7ZM103 181H105V180H103ZM129 181V180H128ZM136 181H138V180H136ZM158 181V180H157ZM222 181V180H221ZM228 181V183H232V181H230L229 182ZM2 182H0V184L2 183ZM4 182H3V186L5 187L6 186V184L4 185ZM62 182V181H61ZM72 182V181H71ZM74 182V181H73ZM152 182V181H151ZM150 182V183H151ZM226 182V181H225ZM261 182H263V181H261ZM27 183V184H26ZM33 183V182H32ZM65 183V182H64ZM67 183V182H66ZM104 183V182H103ZM106 183V182H105ZM137 183V182H136ZM140 183V182H139ZM145 183H147V182H145ZM153 183V182H152ZM209 183V182H208ZM230 183V184H231ZM253 183V182H252ZM264 183V182H263ZM26 184V185H25ZM42 184V183H41ZM49 184V183H48ZM77 184V183H76ZM93 184V183H92ZM96 184V183H95ZM138 184V183H137ZM174 184V183H173ZM211 184H213L214 185V182H212ZM223 184V183H222ZM230 184H229V186H230ZM258 184V183H257ZM64 185V184H63ZM104 185V184H103ZM142 185V184H141ZM141 185H139V186H141ZM152 185H155V184H152ZM172 185V184H171ZM206 185H210V183L209 184H206ZM206 185H204L205 187H206ZM242 185V186H243ZM18 186V187H17ZM21 186H23V187H25V188H23L22 187V189L23 190H21V188H19V187H21ZM55 187H56V185H54ZM69 186V185H68ZM95 186V185H94ZM97 186H99V185H97ZM116 186V187H117ZM136 186V185H135ZM138 186V185H137ZM136 186V187H137ZM173 186V185H172ZM220 187H221V185H219ZM218 185H216V187H219ZM225 186H226V184H225ZM234 186H235V184H234ZM0 187H2V186H0ZM8 187V186H7ZM7 187H5V188H7ZM35 186H33L32 187V189H36V187L34 188ZM48 189H47V188ZM71 187V186H70ZM90 187H91V185H90ZM89 187V188H90ZM100 187V186H99ZM102 187V186H101ZM113 187V186H112ZM185 187H187V186H185ZM232 187V186H231ZM8 188V190L9 191H11L10 189ZM19 188V189H18ZM53 188V187H52ZM51 188V189H52ZM60 188V187H59ZM83 188V187H82ZM88 188V187H87ZM121 188V187H120ZM179 188V187H178ZM199 188H203V186L202 187H200L199 186ZM212 188V187H211ZM213 188L215 189V186H213ZM222 188V187H221ZM223 188H225V187H223ZM242 188V187H241ZM246 188V187H245ZM31 189V191H34V190H32ZM103 189V188H102ZM113 190H114V188H112ZM128 189V188H127ZM171 189H173L172 187H171ZM181 189V188H180ZM196 189H198V187H196ZM205 189V188H204ZM230 189V188H229ZM228 189V190H229ZM232 189V188H231ZM239 189V188H238ZM259 189V188H258ZM264 189V188H263ZM1 190V189H0ZM7 190V189H6ZM30 190V189H29ZM36 190H38V189H36ZM35 190V191H36ZM38 190V191H39ZM62 190H65L64 191V194H62L63 192H62ZM87 190V189H86ZM189 190V189H188ZM201 190V189H200ZM207 190V189H206ZM216 190H219V188H216L215 190H213V191H215V193L217 194L218 193V191H216ZM242 190V189H241ZM252 190V189H251ZM23 191V192H22ZM31 191H27V192H31ZM89 191V190H88ZM93 191V190H92ZM116 191V190H115ZM170 191V190H169ZM178 191V190H177ZM185 191V190H184ZM224 191V190H223ZM227 191V190H226ZM231 191V190H230ZM233 191V190H232ZM245 191H246V189H245ZM259 191V190H258ZM62 192V193H61ZM94 192V191H93ZM186 192V191H185ZM190 192V191H189ZM198 192H200V191H198ZM211 192V191H210ZM248 192V191H247ZM257 192V191H256ZM263 192H264V190H263ZM8 193H9V196H8ZM236 193V192H235ZM239 193V192H238ZM244 193V192H243ZM242 193V194H243ZM250 193V192H249ZM260 193V192H259ZM28 194H29V196H28ZM169 194V193H168ZM180 195H181V193H179ZM211 194H213V193H211ZM251 194V193H250ZM262 194V193H261ZM17 195V194H16ZM40 195V194H39ZM157 195H158V193H157ZM163 195V194H162ZM161 195V196H162ZM175 195V194H174ZM218 195V194H217ZM228 195V194H227ZM238 195V194H237ZM236 195V196H237ZM240 195V194H239ZM33 196H31V197H33ZM47 196V197H46ZM177 196V195H176ZM204 196V195H203ZM219 196V195H218ZM258 196V195H257ZM41 197V199H39ZM241 197V196H240ZM242 197H244V196H242ZM249 197V196H248ZM264 197V196H263ZM65 198L67 199V198H70L71 200H72V202H71V204H70V207H67V205L65 204V203H63V204H65V205H63L61 202H63V201H61L62 199L66 202V200H65ZM99 198L101 199V201H103L104 200V202H103V205H99L100 203H102V202H100V201H98L99 200ZM103 198V199H102ZM181 197H179V199H180ZM223 198V197H222ZM227 198V197H226ZM47 199V200H48ZM52 199H54L53 201L54 202H52ZM119 199V200H118ZM139 199H141L139 202H138V200ZM143 199L145 200V202L144 203H141L142 201H143ZM236 199V198H235ZM234 199V200H235ZM238 199V198H237ZM237 199H236V201H237ZM247 199V198H246ZM37 200L39 201V200H41L42 202L41 203H43V204H48V206L50 207L49 208V210H51V211H48V208H47V205H46V207H44L45 205H40V204H37V205H34L32 202H34V203H37ZM67 200H69V199H67ZM118 200V201H117ZM122 201V203H120V205H118V202H121ZM215 200V199H214ZM219 200V199H218ZM227 200V199H226ZM260 200V199H259ZM262 200V199H261ZM75 201V202H74ZM116 201H117V203H116ZM149 201V200H148ZM241 201V200H240ZM74 202V203H73ZM97 202H100L99 204H97ZM188 202V201H187ZM218 202V201H217ZM228 202V201H227ZM239 202V201H238ZM262 202V201H261ZM38 203H40V202H38ZM70 203V202H69ZM147 203V204H146ZM204 203V202H203ZM240 203H242V202H240ZM67 204H68V201H67ZM234 204V203H233ZM181 205V204H180ZM179 205V206H180ZM208 205V204H207ZM54 206V207H55ZM188 206V205H187ZM52 207V208H51ZM142 207V208H141ZM216 207V206H215ZM139 208H141V209H139ZM210 208V207H209ZM208 208V209H209ZM221 210V209H220ZM237 210V209H236ZM102 212L101 213V217H102V219H98V216L96 217L97 219H95L96 221H95V223L97 222L98 223V221L97 220H102V221H99L101 224L99 225V226H101L100 228H99V226L97 227V225L95 226V224L93 225L92 223V226L91 227H93V226H95L96 228H98V229H93V232H92V230L90 231V233H89V231L87 230H84V224H86V226L87 227H89V221L90 220H88V217L90 216V214L92 215V214H96V213H99V212ZM230 211H232V210H230ZM206 212H207V210H206ZM143 213V212H142ZM148 214H151V213H149V212H147ZM132 214H135V216H137V217H139L140 218V216L144 219H142V218H140V220L142 219V221H144V223H143V225H142V221H140L138 218V220H139V223L137 224V225H134V224H132V221L130 220V218L131 217H133L134 215H132ZM141 214V213H140ZM182 214V213H181ZM228 214H230V213H228ZM83 216V218L85 219L86 217V220H84V219H82V217H81V219L80 218H78L77 219V216ZM89 215V216H88ZM61 216H63L62 218H64V220H61L62 221V223H60L58 220H56V218H61ZM95 216V215H94ZM147 216H149V215H147ZM152 216V215H151ZM186 216V215H185ZM210 216V215H209ZM92 217V216H91ZM100 217V218H101ZM198 217V216H197ZM61 218V219H62ZM95 218V217H94ZM151 218V217H150ZM181 218V217H180ZM224 218V217H223ZM225 218H227V217H225ZM92 219V218H91ZM133 219V218H132ZM137 219H135V220H137ZM228 219V218H227ZM226 219V220H227ZM60 220V219H59ZM87 220H88V222H87ZM92 220H94V219H92ZM127 220L128 221H131V223H127ZM154 219L152 218V221H153ZM196 220V219H195ZM223 220H225V219H223ZM229 220H231V218L229 219ZM229 220H227V221H229ZM83 221H84V223H83ZM155 221V220H154ZM64 222V223H63ZM135 222V221H134ZM230 222V221H229ZM82 223H83V225H82ZM96 223V224H97ZM152 223H155V222H152ZM151 223V224H152ZM158 223V222H157ZM156 223V224H157ZM162 223V222H161ZM198 223V222H197ZM130 224H132V225H130ZM155 224V225H156ZM222 224V223H221ZM169 225V224H168ZM175 225V224H174ZM202 225V224H201ZM212 226V225H211ZM87 227H85V229L87 228ZM95 227H93V228H95ZM140 227H144V228H146L145 230L146 231H144V230H141V228ZM174 227V226H173ZM179 227V226H178ZM200 227V226H199ZM188 228V227H187ZM88 229V228H87ZM195 229V228H194ZM197 229V228H196ZM195 229V230H196ZM199 229V228H198ZM84 230V231H83ZM90 230V229H89ZM149 231H151V233L149 232ZM163 231V230H162ZM194 231V230H193ZM197 231V230H196ZM148 232L150 233V234H148ZM168 232V231H167ZM175 232V231H174ZM205 233H203V235H204ZM159 235H161V236H163V237H161V236H159ZM177 235V234H176ZM202 235V236H203ZM205 236H207V235H205ZM174 237V236H173ZM181 237V238H180ZM204 237V236H203ZM205 240H207V241H205L206 242V244H211L212 243V240L214 239V238H212V240L210 241V240H208V239H210V237L208 238H204ZM200 240V241H199ZM221 242H222V240H220ZM9 244V245H8ZM196 244V245H197ZM205 244V245H206ZM201 245H203V244H201ZM214 245V244H213ZM220 245V246H219ZM218 246V248L216 249L217 250V252H218V249L219 248H221V243L219 244ZM6 246V247H7ZM177 246V247H176ZM5 247V248H6ZM14 247V248H15ZM205 247V246H204ZM208 247V246H207ZM224 247V246H223ZM8 248V247H7ZM170 248H167V249H170ZM198 248H199V246H198ZM213 248V247H212ZM17 249H21V248H17ZM178 250V249H177ZM207 251V250H206ZM172 252V251H171ZM213 252H214V249H213ZM263 252V251H262ZM191 253H192V255H191ZM159 255V256H160ZM169 255V254H168ZM173 255H174V253H173ZM172 254L171 255H169V258H172V256H173ZM167 256V255H166ZM171 256V257H170ZM196 257V256H195ZM195 257H193V259L195 258ZM167 258V257H166ZM165 258V259H166ZM197 258V257H196ZM147 260V261H146ZM151 260V261H150ZM173 260V259H172ZM162 261V260H161ZM166 261V260H165ZM174 261V260H173ZM143 262V263H142ZM158 262H159V260H158ZM157 262V263H158ZM139 263V264H140ZM170 264H171V262H169ZM197 263H198V260H197ZM264 263V254L262 255L261 254V256H260V258L258 259V261H257V264H263ZM149 264V263H148ZM159 264V263H158ZM168 264V263H167ZM200 264V263H199Z\"/></svg>","mask_w":264,"mask_h":264}]
</instances>
